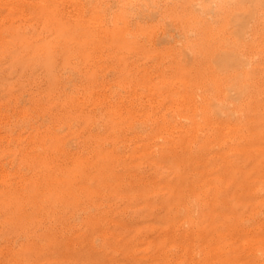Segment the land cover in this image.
Instances as JSON below:
<instances>
[{
    "label": "rangeland",
    "instance_id": "rangeland-1",
    "mask_svg": "<svg viewBox=\"0 0 264 264\" xmlns=\"http://www.w3.org/2000/svg\"><path fill=\"white\" fill-rule=\"evenodd\" d=\"M58 1V2H57ZM63 3H62V2ZM121 1V2H120ZM123 0H92L90 3H89V6H88V9L86 10V12H84V14L86 15L85 17H89L90 14L92 17L90 18H84L83 21H81V18L77 17L76 16V3L74 0H0V182H4L5 183V187L4 188V183H0V205L5 203L4 207L3 205L0 206V234L2 233H5V234H2L0 236V261H4L3 263L6 262V264H13V261L11 259H13V253L15 252V250L17 249V246L19 247V245L24 242L26 240L25 237H27V234L29 233V237H30V233H31V236L32 237H27L28 239L24 242L25 244H27L28 242L31 243L30 244H34L35 246L39 247L42 245V243L40 244L41 241V237L39 239V235L41 234V232L39 233L40 229H42L41 231L43 232L42 235H46V241L49 243H47V247H45L44 249H47L45 251V253L47 254H44L43 257L45 258V260H47V264H53V262L51 263V261H54L55 259V262L54 264H68V263H72V262H76V261H81L83 259V256H84V259L87 261L85 262V260H83L86 264H94L96 262H101V263H106V264H192L190 261H191V256H192V252H194L193 250H195L196 246L198 245L197 243H195L194 241L190 242V240H194V237H193V234L190 233V231L188 232L187 230L185 231V229H187L188 227V223L187 221L185 222V220L183 221V224H181V230L179 231H175L174 232V236L172 235L173 234V228L171 227H166L168 226V224L164 221H161L162 218V212H158L157 215L158 217L156 216H151L152 218H148V216H144L143 218V215L140 213L141 212V204L139 202V199H137L136 197L134 196H140V194H150L152 191H156L158 189H164L165 186L166 188H173V186L171 185H174V188L173 190H177V191H185L188 189V186L187 184L190 183V181L188 179H195L196 182H197V179L201 176H203V179H208L212 176H215L217 175V172L218 170L216 169V167L218 166V163L220 161H224L222 160L225 159V161L229 158H227L228 156H230L231 154V149H228V147H231L229 146L228 144H234V143H237V142H241L243 144L239 145V143L237 144V148H238V151L239 150H243L242 153L241 151H237L238 155H235L234 157L237 156V160L240 158V161H237V163H239V165L242 163L243 166H246L245 164H247L249 167H244L246 169H242L243 167H239L237 168L236 170L240 172H237L238 175H243V177H241V182H237L236 184V187L234 188H231V189H235L237 191H244L242 189H245V188H250V189H245L244 192L246 191H249V190H255V191H259L260 193L264 192V185L261 186V184H264V180L261 181V179H264V178H261L260 177H257L258 176V173L264 175V167H261V166H264V163H262V158H264V142L261 143V141H264L262 139H264V133H261L262 131H264V128H262L261 130V127H264V126H260L262 125L261 122L262 120L261 119H264V109H262V106H264V48H261L262 51L260 50L259 48V45H262V47H264V42L261 43V39L264 38V36H262V32H264V27H262V25H264V8L262 9H259L256 13V18L258 19H253L255 23H252V27H251V33L249 32V34L247 35V37L245 39H243L242 41H246L244 42L245 45H243L244 47H242V44L243 42L241 41L240 44H236V46L238 47V45H240V50H242L241 52H243L244 54L248 55V56H251L252 54V58H253V61H252V65H254L253 63H257L255 64V66H253L252 68V76L250 74V78L247 79L246 81H249L247 82V91H245L244 93V96L247 97L248 99H246L244 96V100L245 101H242V100L239 98V101L238 99L237 100H234L232 103H230V105L228 107L225 108V113L221 114V115H210L208 116L209 118L206 116V119L201 117V116H204L205 117V114H198L199 110L202 109L201 111H206V105L204 104V102L208 99H211L212 96L215 94L216 92V89L218 91H223L221 90V88L223 89L224 85H221V84H224V80L223 77L224 75L222 73L219 74L215 72L214 73H210L212 72L210 69L213 68V66H211L210 64H212V56L214 53L219 47L222 46L223 44V38H226L227 35L229 36V30L228 28L226 27L225 25V20L224 22L222 21V19H224V13L228 10V8H226L227 5H224V7L221 5L220 6V11L221 12V15L218 16V18L216 20H214V18H212L214 15H206V13H204L203 11H199L195 9L196 5H195V1L196 0H148L146 2V7L144 8V10H142L140 12V14L134 16V17H131L130 18H124L122 17V20L121 18L119 17V19L117 18V16H119L120 14L122 15V9L124 8L123 7V3L122 2ZM151 1V2H150ZM190 1L192 3H190ZM41 2H42V6H41ZM44 2V3H43ZM61 2V5L60 3ZM106 2V3H105ZM174 2V3H173ZM198 2H202L201 0H199ZM46 3H48L47 5L49 6L50 9H53V11H55V13L51 10L50 12H47L48 10L50 9H47L48 7L46 6ZM55 3V4H54ZM43 4H45L43 6ZM51 4V5H50ZM63 4V5H62ZM75 4V5H74ZM101 4H107V5H110L112 6L113 5V8L111 9V14H110V20H111V23H110V20L109 21H105V25L103 26L99 20L97 19L96 17V13L94 10L98 11L97 9H99L101 7ZM179 4V5H178ZM59 5V7H58ZM96 5V7H95ZM99 5V6H98ZM195 5V6H194ZM41 6V7H40ZM62 6H64L62 8ZM95 8V9H93ZM179 6V7H178ZM189 6H191L189 8ZM40 7V8H39ZM52 7V8H51ZM98 7V8H97ZM44 8V9H43ZM55 8V9H54ZM97 8V9H96ZM192 8V9H191ZM23 9V10H22ZM41 9V10H40ZM43 9V10H42ZM67 9V10H66ZM92 9V10H91ZM73 12H72V11ZM75 10V11H74ZM116 10V11H115ZM190 10V11H189ZM23 11V12H22ZM37 11L41 12V13H38ZM60 11V12H59ZM100 11V9H99ZM148 11V12H147ZM196 12L197 14L195 15V13L193 12ZM44 12V13H43ZM51 12H52V16H51ZM94 12V13H93ZM122 12V13H121ZM189 12V13H187ZM200 12V13H199ZM27 13V14H26ZM29 13L30 16L32 17L33 13H34V16H33V19L31 17H29ZM44 15H43V14ZM46 13V15H45ZM48 13V14H47ZM50 13V14H49ZM119 13V14H118ZM199 13V15H198ZM35 14H36V17H35ZM42 17H41V15ZM54 14H56V17L54 16ZM67 14V15H66ZM94 16H93V15ZM206 15V18H205V15ZM262 14V15H261ZM25 15V17H23ZM39 18H38V16ZM50 15V16H48ZM198 15V16H197ZM200 15H203V16H200ZM45 16V17H44ZM188 16V17H187ZM192 16L193 18L196 20L194 21V19H192ZM260 16V17H259ZM29 17V18H27ZM35 17V18H34ZM46 17H48V19H46ZM51 17V18H50ZM191 17V18H190ZM202 18L204 19L203 21H207L208 24H206L205 22L202 21V19H199V18ZM24 18H27V19H24ZM116 18L119 20H116ZM124 18V19H123ZM158 18V19H157ZM188 18V19H187ZM212 18V20H211ZM36 19V20H35ZM46 19V20H45ZM51 19V20H50ZM190 19V20H189ZM26 20V21H25ZM32 20H34L33 22L34 23H30L32 22ZM39 20V21H38ZM45 20V22H44ZM132 20V21H131ZM136 20V21H135ZM197 20H200L197 22ZM209 20V21H208ZM224 23L223 26L225 27V29H227V32H225L226 30L224 29V27L221 24V21ZM257 20V21H255ZM30 21V22H29ZM71 21V22H70ZM75 23H74V22ZM121 21V23H120ZM126 21L128 22V26L126 27L124 24L127 25ZM191 21V22H190ZM220 23L218 24L217 23ZM262 22V25H260V23ZM28 22V23H27ZM38 22V23H37ZM41 23V26H40V23ZM53 22V24H52ZM79 22H82L81 24L83 25L84 24V27H85V31L84 32H79L77 35H74V36H71L70 38L66 39V40H62L61 38V35H60V32L58 31V27L61 25H74V24H78ZM108 22L110 24H108ZM125 22V23H124ZM189 22V23H188ZM204 24L202 25L201 24ZM210 22V23H209ZM215 22V23H214ZM259 22V24H258ZM39 24V25H36V24ZM50 23V24H49ZM139 23V24H138ZM195 23V24H194ZM202 27H201V25ZM29 24V27L27 25ZM124 26H122V25ZM196 27H193L194 25ZM214 25V27L211 28V25ZM216 24V25H215ZM218 24V26H217ZM20 25V26H19ZM36 25V27H35ZM48 25V29H46V26ZM86 25V26H85ZM89 25V26H87ZM92 25L94 27H92ZM101 25V26H100ZM107 25V26H106ZM111 25V26H110ZM113 25L115 26L114 29L113 28ZM122 26L121 27V30L120 32H123V34L120 32H118V28L119 26ZM198 25V26H197ZM212 25V26H213ZM261 26V28H259V26ZM38 26V27H37ZM101 28H100V27ZM111 28H110V27ZM138 26V27H137ZM209 28H207V27ZM26 27V28H25ZM41 27V28H40ZM104 27L107 29L105 30L106 32H108V36H105L101 35V37H98L100 35H97V33L95 34H91L92 30H94V32H100V29H104ZM201 27V28H200ZM206 27V29H205ZM220 27L221 30L218 28ZM258 27V29H257ZM34 28V29H33ZM40 28V29H39ZM95 28V29H93ZM96 28L98 29L96 31ZM126 28V29H125ZM137 28V29H136ZM144 28V29H143ZM215 28V29H214ZM26 29V30H25ZM29 29V30H28ZM89 29V31H87ZM112 29V30H110ZM165 29V30H164ZM190 29H192L190 31ZM199 31H197V30ZM205 29V30H203ZM216 29H219L217 30V33L216 32H213L212 31H215ZM223 29H224V32H223ZM253 29V30H252ZM261 31H260V30ZM42 32H41V31ZM51 30V31H50ZM126 30V31H125ZM139 30V31H138ZM188 30V31H187ZM258 30V31H256ZM33 31V32H32ZM45 31V32H44ZM48 31V33H47ZM91 31V32H90ZM210 33L207 34V36L205 35L207 32ZM211 31V32H209ZM254 33H253V32ZM41 32V33H40ZM197 32L199 35H197ZM206 32V33H205ZM109 33H115L116 37H113L114 39H112L110 37V34ZM138 33V34H137ZM205 33V34H204ZM212 33V34H211ZM220 33V34H219ZM221 33H223V36L221 35ZM226 33V34H225ZM256 34H259L258 35V39H257V35ZM28 34V35H27ZM45 34V35H44ZM202 34V35H201ZM205 36H204V35ZM7 35V36H6ZM41 35V36H40ZM95 37H94V36ZM140 35V36H139ZM252 35V37H251ZM202 36V37H201ZM209 36V37H208ZM220 36H222V39L220 38ZM262 36V37H261ZM41 37V38H40ZM99 39H98V38ZM204 37V38H203ZM255 37V38H254ZM40 38V39H39ZM94 38V39H92ZM195 38V39H194ZM253 38L256 40L259 41V44L257 45L256 43H254L255 40H253ZM42 39V40H41ZM74 39V40H73ZM102 39V40H101ZM179 39L181 41H183L184 43L180 42ZM206 39V40H205ZM209 39V40H208ZM105 40V42H103ZM145 40V41H144ZM217 40V41H216ZM256 40V42L258 43V41ZM22 41V42H21ZM144 41V42H143ZM191 41V42H190ZM251 41V42H250ZM143 42V44H142ZM187 42V43H186ZM219 42V43H218ZM222 42V43H221ZM9 43V45H7ZM19 43V44H18ZM108 43V44H107ZM175 43V44H174ZM182 43V44H181ZM218 43V44H217ZM242 43V44H241ZM254 43V44H253ZM14 44V45H13ZM27 44V45H26ZM184 44V46H183ZM187 44V46H185ZM190 44H193L191 47ZM252 44V46H251ZM6 45V46H5ZM110 46V47H106V46ZM258 48H257V46ZM54 46V47H53ZM97 46V47H96ZM171 46V47H170ZM178 46V47H177ZM4 47V48H3ZM8 47V48H7ZM90 47V48H89ZM94 47V48H93ZM100 47V48H99ZM175 47V49H174ZM181 47V50L179 51ZM185 47V48H184ZM249 47L251 48L250 50L253 49H258L260 51H258L257 49L256 50H252V53L251 51L249 50ZM6 48V50H4ZM36 48V50H35ZM89 48V50L87 51L86 49ZM112 48V51L111 49ZM195 48V49H194ZM217 48V49H216ZM242 48H245V49H242ZM85 49V51H83ZM108 49V50H106ZM110 49V50H109ZM178 49V51H177ZM185 49H190L188 51V53L186 52L185 53ZM192 49V50H191ZM210 49V50H209ZM4 50V51H3ZM10 52H9V51ZM98 50V51H97ZM13 51V52H12ZM27 51V52H26ZM39 51V52H37ZM109 51H111L109 53ZM120 51V52H119ZM178 52V54H176V52ZM191 51V52H190ZM214 51V52H213ZM248 51V52H247ZM258 52V54L256 52ZM7 52V53H6ZM35 52L38 56H40L38 58L37 55H35ZM113 52V53H112ZM116 52L118 54H116ZM183 52V53H182ZM212 52V53H211ZM253 52H254V56L253 55ZM261 52V53H260ZM12 55H11V54ZM39 53V54H38ZM115 53V55H114ZM172 53V54H171ZM251 53V54H250ZM113 54V55H112ZM130 54V55H129ZM178 56V59L176 57V55ZM181 54V55H180ZM210 54V55H209ZM260 54V57H258ZM14 55V56H13ZM16 55V56H15ZM175 55V56H174ZM203 55V56H202ZM22 56V57H21ZM35 56V57H34ZM37 56V57H36ZM42 56V57H41ZM70 56V57H69ZM87 56V57H85ZM200 56V57H198ZM210 56V57H209ZM32 57V58H31ZM136 57V58H135ZM142 57V58H141ZM208 57V58H207ZM15 58V59H14ZM86 58V59H85ZM134 58V59H133ZM210 58V59H209ZM33 59V60H32ZM94 59V60H93ZM167 59V60H166ZM171 59V60H170ZM173 59V60H172ZM44 60V61H43ZM78 60V61H77ZM134 60L136 62H134ZM176 60V61H175ZM181 60V61H180ZM184 60V61H182ZM196 60V61H195ZM210 60V64H209V61ZM9 65H8V63ZM39 61H42V62H39ZM133 61V62H132ZM147 61V62H146ZM173 61V63H172ZM175 61V62H174ZM179 61H180V64H179ZM255 61V62H254ZM95 62V64H94ZM167 62V63H166ZM183 62V63H182ZM195 62V64H194ZM40 63V64H39ZM117 63V64H116ZM160 63V64H159ZM162 63V64H161ZM198 63V64H197ZM194 64V65H193ZM209 64V65H208ZM6 65V66H5ZM86 65V66H85ZM88 65V66H87ZM90 65V66H89ZM94 65V66H93ZM122 65V66H121ZM192 65V66H191ZM201 65V66H200ZM12 66V67H11ZM133 66V67H132ZM171 66V67H170ZM4 67V68H3ZM88 67V68H87ZM174 67V68H173ZM180 67V68H179ZM182 67H184L182 69ZM210 67V68H209ZM261 67V68H259ZM3 68V69H2ZM172 68V69H171ZM177 68V69H176ZM179 68V69H178ZM200 68V69H199ZM205 68V69H204ZM208 68V69H207ZM259 70H258V69ZM91 69V70H90ZM174 69V71L176 70V72L172 71ZM182 69V70H181ZM256 69V70H254ZM19 70V71H17ZM88 70V71H87ZM92 70L94 72H92ZM98 70V71H97ZM190 70V71H189ZM198 70V71H197ZM210 70V71H209ZM27 71V72H26ZM171 71V72H169ZM258 71V72H257ZM88 72V73H86ZM179 72L178 76H176V74ZM206 72V73H205ZM257 73V76L256 73ZM262 72V73H261ZM18 73V74H17ZM93 73V74H92ZM156 73V74H155ZM163 73H166V74H169L168 76L166 74H163ZM171 73H176L175 75L171 74ZM181 73L183 74L182 77L181 76ZM251 73V71H250ZM33 74V75H32ZM72 74V75H71ZM76 74V75H75ZM86 74V75H85ZM92 74V76H91ZM173 75V76H176L178 77L176 79V77H172L170 76ZM213 74V75H212ZM260 74V75H259ZM3 75V76H2ZM30 75V76H29ZM49 75V76H48ZM89 75V76H88ZM127 75H128V78H127ZM164 75V76H162ZM214 75H217L219 76V79L217 76H214ZM22 76V77H21ZM168 78H167V77ZM170 76V78H169ZM214 76V77H213ZM220 76H223L222 77V80H221V77ZM253 76H255V78H252ZM7 77V78H6ZM77 77V78H76ZM160 77H163L162 79H160ZM210 77V78H209ZM217 77V78H216ZM22 78V79H21ZM111 78V79H110ZM164 78H167V79H164ZM181 78V79H180ZM213 78V80H212ZM225 78V77H224ZM261 78V79H260ZM14 79V80H13ZM71 79V80H70ZM73 79V80H72ZM132 79V80H131ZM172 79L174 81H181L182 82V85L183 86H180L181 84L179 83H175L173 82V84H170V82L172 83ZM214 79H217L216 82H214ZM257 79V81L255 80ZM27 80V81H26ZM134 80V81H133ZM159 80V82H158ZM166 80V81H164ZM167 80H170V82H168ZM185 80H189L188 83H186ZM210 80L212 82H210ZM44 81V82H42ZM133 81V82H132ZM161 81V82H160ZM164 81V82H163ZM256 81V82H255ZM11 82V83H10ZM27 82V83H26ZM147 82V84H146ZM152 84H151V83ZM157 83V86H156V83ZM167 84V88L169 87H172L174 89V87H176L174 90H178L179 91V94H176L174 92H177V91H174L172 90L171 88H169L166 92H165V88H166V83ZM218 82L220 83L221 86H218ZM223 82V83H221ZM254 82L255 84L257 85V82H258V88L257 86L254 85ZM30 83V84H29ZM69 83V84H68ZM150 83V84H148ZM161 83V84H160ZM186 83V84H185ZM190 83V84H189ZM214 83V84H213ZM217 83V84H215ZM251 83V84H250ZM11 86H10V85ZM14 84V85H13ZM34 84V85H33ZM58 84V85H56ZM163 85V90L162 87L160 85ZM165 84V85H164ZM175 84V86H174ZM213 84V85H212ZM29 85V86H27ZM68 85V87H67ZM161 87H159V86ZM172 85V86H170ZM179 85V86H178ZM186 85V86H185ZM214 85L216 86L214 88V93H212V88L214 87ZM251 85L253 87H255V89L252 87V89L254 91L251 92L250 88H251ZM5 86V87H4ZM137 86V87H136ZM149 86V87H148ZM151 86V87H150ZM189 86V87H188ZM192 86V87H191ZM7 87V88H6ZM147 87V88H146ZM156 87V88H155ZM159 87V88H157ZM180 87V89H179ZM184 89H182V88ZM203 87V88H202ZM219 87V88H218ZM156 90H155V89ZM189 91H187L186 93L190 94L189 97L191 102H188L187 100V94H185V90L189 89ZM71 89V90H70ZM91 89V90H90ZM145 89V91H143ZM150 89V92L147 91ZM158 89H162L161 90H158ZM170 90V91H169ZM181 90H184L183 93L181 92ZM207 90V91H206ZM211 90V92H210ZM259 90V91H258ZM87 91V93H86ZM94 91V92H93ZM110 91V92H109ZM156 91V93H154ZM160 93H158V92ZM191 91V92H190ZM249 91V93H248ZM256 91V92H255ZM258 91V92H257ZM7 92V93H6ZM90 92V93H88ZM144 92V93H143ZM153 92V93H152ZM181 92V93H180ZM198 92V93H197ZM247 92V94H246ZM262 94H261V93ZM51 93V94H50ZM165 93V94H163ZM193 93L195 95H193ZM207 93V94H205ZM209 93V94H208ZM219 93V92H218ZM219 93V94H220ZM223 93V92H222ZM221 93V94H222ZM258 93V96L256 95ZM11 96H10V95ZM104 94V95H103ZM110 94V96H109ZM141 94V95H140ZM151 94L152 97L154 96H159V97H154L151 98ZM162 94V95H161ZM184 94V95H183ZM213 94V95H212ZM216 93V95H214L213 97H217V95L220 97L221 94L219 95ZM9 97H8V96ZM85 95V96H84ZM90 95V97H89ZM161 95V96H160ZM166 95V96H165ZM170 95V96H169ZM173 98H172V96ZM176 95V97H175ZM186 95V96H185ZM202 95H206L205 97L202 96ZM211 95V96H209ZM253 95V96H252ZM256 95V96H255ZM84 96V97H83ZM118 96V97H117ZM163 96L165 97L164 99H169V100H163ZM192 96H195L194 98L196 100H193L194 98ZM33 97V98H32ZM67 97V98H66ZM109 98V99H106ZM162 97V98H161ZM169 97V98H168ZM179 97V98H178ZM185 97V98H184ZM188 97V98H189ZM202 97V98H201ZM206 99L204 101V98ZM208 97V98H206ZM253 97V100L252 98ZM256 97V98H255ZM257 97H261V98H257ZM5 98H7L5 100ZM65 98V99H64ZM87 98V99H86ZM89 98V99H88ZM103 98V99H102ZM112 98V99H111ZM156 98V99H155ZM159 98V99H157ZM172 98V99H171ZM183 98V100L181 99ZM249 98L252 100V106L251 107V102L249 101ZM254 98H255V101H254ZM117 99V101H116ZM123 99V100H122ZM133 99V100H132ZM171 99V101H170ZM186 99V100H185ZM198 99V100H197ZM13 100V101H12ZM87 100V101H86ZM99 100V101H98ZM104 103H103V101ZM105 100L107 102H105ZM158 100V101H157ZM162 100V101H161ZM187 101L188 103H191L190 104V108H189V105L188 107H186L187 105V102L185 103L184 102ZM189 100V101H190ZM203 100V101H201ZM259 100V101H258ZM28 101V102H27ZM97 103H96V102ZM176 101V102H175ZM179 101V102H178ZM194 101V102H193ZM196 101V102H195ZM198 101H201L200 104H198ZM244 102V106L242 104V102ZM257 101V102H256ZM33 102V103H32ZM116 102V104L114 103ZM121 102V103H120ZM124 102V103H123ZM159 102V104H158ZM164 102H167L166 104H164ZM174 102V103H173ZM179 104H178V103ZM241 102V103H240ZM254 102V103H253ZM257 105L258 104H261V108L260 107H256V103ZM35 103V104H34ZM39 103V104H38ZM92 103V104H91ZM108 103V104H107ZM112 103V104H111ZM183 103L185 105H183ZM193 103V105H192ZM201 106L198 108V106ZM203 103V104H202ZM207 103V102H205ZM237 103V104H235ZM241 105H240V104ZM161 104H164V106H162ZM175 106H174V105ZM185 106L186 109L189 110L190 112H192V114L189 112L190 114V118L189 115H188V111L185 109V107H181V109L179 108L181 105ZM232 104V105H231ZM248 108L250 109H246V112L245 113V118L243 117V112H241V109H242V106L243 108L245 107L246 108V105ZM250 104V105H249ZM35 105V106H34ZM49 105V106H48ZM91 105V106H90ZM110 105V106H109ZM118 105V106H117ZM121 105V106H119ZM130 105V106H129ZM161 107H160V106ZM168 105V106H166ZM174 108H172L173 106ZM179 105V106H178ZM204 107H203V106ZM238 106L239 105L241 107H239V110L240 111H237L235 112V109H238L237 107L234 108V106ZM3 106H6V107H3ZM143 106V107H142ZM234 108V110L231 108ZM10 107V108H9ZM112 107V108H111ZM116 107V108H115ZM120 107V108H118ZM129 107V108H128ZM164 107V108H162ZM196 108V111L198 113H196L195 111V108ZM256 107V108H255ZM30 108V109H29ZM169 108L171 109V111L169 110ZM184 108V109H182ZM199 110H198V109ZM205 108V109H204ZM244 108V110H245ZM254 108V109H252ZM262 110H260V109ZM14 109V110H13ZM53 109V110H52ZM105 109H107V111H105ZM139 109V110H138ZM163 112H161L162 110ZM173 109V110H172ZM180 110L181 113H179L178 110ZM204 109V110H203ZM257 110L255 111V114L252 115L253 118L256 119V116H257V119H253V118H249L248 115H246V113L250 114V117H251V114L253 113H250V112H254V110ZM160 110V111H159ZM177 110V111H176ZM186 110V111H185ZM193 110H194V115H193ZM232 110V111H231ZM243 110V109H242ZM243 110V111H244ZM259 110L262 112V115L259 113ZM11 111V113H9ZM52 111V112H51ZM77 111V112H76ZM82 111V112H81ZM90 111V113H89ZM114 111V112H112ZM140 114H142L141 116H144V119L142 117H140L139 115V112ZM143 111V112H141ZM145 111V113H144ZM149 111V112H148ZM151 111H154L153 113ZM158 113H157V112ZM166 111V113H165ZM170 111V112H169ZM184 111V113H183ZM7 112V113H6ZM29 112V113H28ZM79 112V113H78ZM107 112V113H106ZM118 112V114H117ZM147 112V113H146ZM159 112H161L159 114ZM169 112V113H168ZM173 113L174 115L171 114V116L174 117V120L172 121L173 117L170 116V113ZM241 112V113H240ZM71 113V114H70ZM81 113V114H80ZM95 113V115H94ZM97 113V114H96ZM104 113V114H102ZM106 113V115H105ZM120 113V114H119ZM125 113V116H123V114ZM135 115H134V114ZM137 113V114H136ZM144 113V115H143ZM152 113V114H151ZM157 113V114H156ZM188 116H186L187 118H190L189 121L190 123L192 121H195V119H197L194 123V125L191 123H188V119L186 117L183 118V116H185L186 114ZM201 113V112H200ZM260 116H258V114ZM26 114V115H25ZM85 114V116H83ZM88 114V115H87ZM91 114V115H90ZM122 114V115H121ZM146 114H148L146 116ZM151 114V115H150ZM154 114V115H153ZM158 114L160 116H158ZM162 114V115H161ZM167 114V116H166ZM169 114V115H168ZM185 114V115H184ZM200 115L199 117H197L198 115ZM238 114H241V115H238ZM257 114V115H256ZM94 115V116H93ZM105 115V116H104ZM109 115V116H108ZM118 115V116H117ZM121 115V116H120ZM157 115V116H156ZM177 115V116H175ZM182 117H181V116ZM227 115L228 116V120H222V119H225V117L227 118ZM88 116V117H87ZM91 116V118H90ZM104 116V117H103ZM115 116V117H113ZM137 116V118L135 117ZM139 116V118H138ZM146 116V117H145ZM149 116L154 119H149ZM179 116V117H178ZM222 116H225L222 118ZM239 116V117H238ZM35 119H34V118ZM48 117V118H47ZM76 117V118H75ZM81 117V119H80ZM124 117V118H123ZM135 117V118H134ZM160 117V119H159ZM163 117H167L168 119H165V121L163 120L164 118ZM180 118V121H178ZM218 121H220L218 123V121L216 120V118ZM219 117V118H218ZM220 117L222 119H220ZM248 117L251 121V124L248 120H246ZM72 118V119H71ZM79 120H78V119ZM95 118V120H94ZM145 118H148V119H145ZM202 118L204 119V121L201 122ZM244 118L245 121H241V119ZM74 119V120H73ZM112 120L113 122V129L112 131H106V127L105 126V120ZM137 119V120H136ZM144 121H143V120ZM185 121H184V120ZM236 119V120H235ZM103 120V121H102ZM153 120V121H152ZM167 120H170L167 122ZM177 120V121H175ZM192 120V121H191ZM234 120V123H242L241 124H237V126L240 128H238L237 126H234L232 125V121ZM255 120V121H254ZM49 121V122H48ZM53 121V122H52ZM101 121L103 123H101ZM159 121V122H158ZM164 121V122H163ZM171 121L173 123H171ZM186 121H188L186 123ZM210 121H211V124H210ZM246 121H248V125L246 126L247 130H249L248 128L253 129L251 130V132L254 134H256L259 138H257L256 140L258 141H255L254 137L252 136L251 137V132L247 131V130H243L245 129V126L244 124L246 123ZM254 121V122H253ZM258 121V122H256ZM32 122V123H31ZM39 122V123H38ZM63 122V123H62ZM87 122V123H86ZM99 122V123H98ZM157 123V126H154L156 123ZM161 122V123H160ZM175 122V123H174ZM180 122V124H178ZM201 122V124H200ZM231 122V124H230ZM76 123V124H75ZM85 123V124H84ZM95 123V124H94ZM117 123V124H116ZM154 123V124H152ZM159 123L161 125H159ZM165 123H169V124H172L170 126H167V124ZM183 123V124H182ZM185 123V124H184ZM205 123L206 126H205ZM253 123V124H252ZM254 123L256 124L254 126ZM264 123V122H262ZM90 124V125H89ZM104 124V125H102ZM120 124V125H119ZM164 124V125H163ZM176 126H175V125ZM187 124V125H186ZM198 124V125H197ZM207 128L209 127L210 130L213 132L212 135H215L211 137L209 136V134H211L212 132L209 131L210 133L206 132L207 129L209 130V128L205 130V128L202 126ZM250 124V126H249ZM260 124V125H259ZM28 125V126H27ZM81 125V126H80ZM155 128V130H158L157 133H155L156 131L155 130H150L153 126ZM179 125H180V128H179ZM183 125V126H182ZM185 125L188 127L186 128ZM197 127L200 125V128ZM209 125V126H208ZM212 125V126H211ZM220 125V126H219ZM231 125V126H230ZM39 126V127H38ZM80 126V127H79ZM99 126V127H98ZM167 126V128H166ZM195 126V127H194ZM242 126V127H241ZM32 127V128H30ZM55 127V128H54ZM102 127V128H101ZM119 127V128H118ZM170 127V129H169ZM176 127V128H175ZM182 127V128H181ZM186 129H184V128ZM253 127V128H252ZM52 130H51V129ZM127 128V129H126ZM152 128V129H154ZM158 128V129H157ZM162 130H161V129ZM165 128V129H164ZM201 128L203 130H201ZM213 128H215L214 130H212ZM219 128V129H218ZM237 128L239 130H237L238 134L240 132H243V134L241 135H238L237 132L235 131ZM243 128V129H242ZM17 129V130H16ZM50 129V130H49ZM56 129V130H55ZM76 129V130H75ZM103 129V130H101ZM106 129V130H105ZM172 129V130H171ZM174 129V131H173ZM193 129V130H192ZM194 129L196 131H194ZM229 129H235L234 131L236 132V134H234V131L233 130H229ZM241 129V130H240ZM44 130H47V131H44ZM49 130V131H48ZM72 130V131H71ZM80 130V132H79ZM91 130V131H90ZM98 130V131H97ZM129 130V131H128ZM133 130V131H132ZM168 130V131H167ZM181 130V133L178 132V131ZM218 130V131H217ZM222 130V131H221ZM41 133H40V132ZM43 131V132H42ZM59 134L60 135V142H57V140L55 141L54 140V133L50 135V133L52 132ZM84 131V132H83ZM115 131V132H114ZM119 131V132H118ZM131 131L134 133L132 134ZM155 131V132H154ZM160 131V132H159ZM166 131V132H165ZM224 131V133H223ZM35 132H38V133H35ZM60 132V133H58ZM99 132V133H98ZM117 132V133H116ZM138 132V133H137ZM145 132H147V137L144 135ZM151 132L153 136H148V134H150ZM159 132V134H158ZM176 132V134L174 135V133ZM232 134H231V133ZM245 132V134H244ZM250 134H249V133ZM27 133V134H26ZM31 133V134H30ZM36 134H38V136L34 137ZM91 133V134H89ZM102 133V134H101ZM118 133H120L118 135ZM143 134V135H140V134ZM155 133V135H154ZM199 133V134H198ZM205 136H203L202 134ZM217 133V134H216ZM220 133V134H219ZM226 133H228L226 135ZM2 134V135H1ZM30 134V135H29ZM43 136H41V135ZM73 134V135H72ZM125 134V135H124ZM173 134V135H171ZM197 134V135H196ZM231 134V135H230ZM253 134V135H254ZM4 135V136H3ZM6 135V136H5ZM46 135H50L51 137L49 138H52L51 139H47L45 138L44 136ZM75 135H79L77 137H75ZM129 135V136H128ZM166 135V136H165ZM179 135V138L177 137ZM185 135V136H184ZM187 135V136H186ZM196 135V137L194 136ZM233 135V136H232ZM237 135V136H236ZM246 136V138H243L244 136ZM250 135V136H249ZM256 135H255V138H256ZM81 136V137H80ZM128 136V137H126ZM142 136L144 138H142ZM168 136V137H167ZM183 136V137H182ZM189 136V137H188ZM203 136V137H201ZM232 136V137H231ZM239 136V137H238ZM242 136V138H241ZM30 137V138H29ZM38 137H39V141L42 143L39 144V141H38ZM42 137V138H40ZM44 137V139H43ZM94 137V138H93ZM132 137V138H131ZM140 137V138H139ZM151 137V139H150ZM152 137H156L155 139L158 138V140H155L154 138L152 139ZM170 137V138H169ZM173 137V139H172ZM195 137V139H194ZM198 137V138H197ZM201 137V138H200ZM208 137L209 138V141H208ZM212 137H214L215 139H213ZM250 138L249 140H246V141H249L248 143L244 142L245 139L247 138ZM16 138V139H15ZM79 138V139H78ZM81 138V139H80ZM125 138V139H124ZM127 138V139H126ZM134 138V139H133ZM165 138V140L163 139ZM183 138V140H182ZM199 138L201 140H199ZM207 138V139H206ZM228 138V140H227ZM238 138V139H237ZM239 138H240V141H239ZM3 139V140H2ZM34 139V142L31 140ZM42 139V140H41ZM77 139V140H76ZM134 141H133V140ZM136 139V140H135ZM142 139V140H141ZM145 139V140H143ZM147 139V140H146ZM161 139L165 142V144H163L164 142L161 141ZM171 139V140H170ZM179 139H181L184 143L181 142H178ZM186 139V140H185ZM190 139V140H189ZM196 139L198 141H196ZM207 141H205V140ZM214 140H217L218 142L216 143L215 142H212ZM225 139V140H224ZM237 139V140H236ZM244 139V141H243ZM259 139H261V141H259ZM15 140V141H14ZM25 140V141H24ZM30 140V141H29ZM83 140V141H82ZM118 140V141H117ZM124 140V141H123ZM127 140V141H125ZM131 140V141H130ZM140 143H139V141ZM155 143H153L154 141ZM168 140V142H167ZM193 140V142H191ZM203 140V141H202ZM227 140V141H226ZM231 140V141H230ZM9 141V142H8ZM38 143H37V142ZM52 141V142H51ZM63 141V142H61ZM79 141V142H78ZM87 141V142H86ZM107 141V142H106ZM142 141L144 142V144L142 143ZM148 143H147V142ZM152 141V142H151ZM158 144H157V142ZM160 141V142H159ZM172 141V142H170ZM174 141V142H173ZM176 141V143H175ZM186 141V142H185ZM195 141V142H194ZM199 141H202L201 142V145L199 143ZM220 141V142H219ZM227 142V143H224V142ZM230 143H229V142ZM234 141V143L232 142ZM237 141V142H236ZM50 142V143H49ZM78 142V143H76ZM101 142V143H100ZM129 146H128V144ZM133 142V144H132ZM135 142V143H134ZM137 142V143H136ZM150 142V143H149ZM180 144V147H182L181 149H183L185 152L187 151V153H184L183 150L180 149V147L177 145L175 146L177 152H173V151H176L174 149V146L171 145V144ZM210 142V143H208ZM232 142V143H231ZM260 142V143H259ZM29 143V144H28ZM49 143V144H48ZM100 143V144H99ZM125 143V145H124ZM147 143V144H146ZM169 143V146H167ZM190 143L192 145V143H194L191 147L190 146ZM197 143L202 146L199 147L202 149L199 148V151L197 149ZM205 143V144H203ZM215 143V144H214ZM222 143V144H220ZM34 144V145H32ZM47 144V145H46ZM60 144V146H59ZM82 144V145H81ZM134 144H136L135 146H133ZM137 144H141V146L137 145ZM152 144V145H150ZM157 144V145H155ZM161 144V145H160ZM196 144V145H195ZM207 144L209 146H207ZM228 146H227V145ZM16 145V146H15ZM26 145V147H25ZM29 147H28V146ZM35 145H38L37 147ZM52 145V146H51ZM55 145V146H54ZM63 145V146H61ZM91 145V146H90ZM94 145V146H93ZM97 145L101 146L103 149H108V150H111L113 151V153L115 154L116 156V159L113 160L111 163H109V165H107L106 169L105 168H102V172L99 171V175L98 176H102L104 179H102V177L100 179V181L107 183L109 181H111L110 179V176H112V180L113 182H110V185L113 189V194L114 196L116 197V200L114 199L115 197L112 196L110 198H101V196L99 197V195H101L102 191L100 190L99 186H97V182L96 180H94V182H92V184L94 185V190H95V193H94V190L92 192V194H90L89 192H87V188L84 186V184L82 183L81 179L80 178H74L72 179L70 182H71V185H70V182H68L65 186V188L63 189V197H62V194L60 195L61 197H57L59 198V200H54V201H50L49 198H46L45 196V199L44 197L41 195V191L49 185V184H53L55 181V177L58 176V173L62 170H65V168L67 169L68 167H71L74 162L80 158V160H84V155L86 156L87 154L91 155L92 152L91 150L92 149H96L97 148ZM109 145V146H108ZM147 145V146H146ZM155 145L156 146H163L162 151L159 147H157V149L155 147H153ZM166 145V146H165ZM185 145V147H184ZM195 145V146H194ZM214 146V149L213 147H210V146ZM224 145V146H222ZM32 146V147H31ZM49 146V147H48ZM57 146V147H56ZM117 146V147H115ZM129 148H128V147ZM137 146V147H136ZM150 146V148H149ZM194 146V147H193ZM207 146V147H206ZM23 147H25L23 149ZM28 147V148H27ZM43 147H47V148H43ZM53 147V148H52ZM61 147V148H60ZM139 147V148H138ZM145 147H148V148H145ZM169 147V149H168ZM187 147V148H186ZM195 147H196V151H195ZM206 147V149L204 148ZM227 147V148H226ZM247 147V148H246ZM262 149H261V148ZM17 148V151L15 150ZM19 148V149H18ZM27 148V149H26ZM31 148V149H30ZM52 148V149H51ZM92 148V149H91ZM112 148V149H111ZM133 148V149H131ZM155 148V150H152V149ZM190 148V149H189ZM204 148V149H203ZM209 148V149H208ZM217 148V149H216ZM219 148V149H218ZM47 149V150H45ZM50 149V151H49ZM129 149V150H127ZM131 149V151H130ZM139 149V150H138ZM140 149L141 150V154H134L133 155V152L135 153H139L140 152ZM149 150V151H146ZM158 149H159V152H158ZM163 149H165L164 151L169 154H166ZM193 153H192V151ZM212 149V150H211ZM216 149V150H215ZM250 149V150H249ZM35 150V151H34ZM37 150V152H36ZM43 150V151H42ZM81 150V151H80ZM120 150V151H119ZM173 150V151H171ZM190 150V151H189ZM208 154H206V152ZM210 150V151H209ZM214 150V151H213ZM218 150V151H217ZM229 150V152H228ZM252 150V151H251ZM32 151V152H30ZM85 151V152H84ZM123 151V152H122ZM145 151V152H143ZM155 151V152H154ZM157 151V153H156ZM170 151V152H169ZM183 151V152H182ZM198 153V157L200 156V159L197 158L195 152ZM198 151V152H197ZM204 151V152H202ZM210 153H209V152ZM212 151V152H211ZM217 151V152H216ZM17 152V153H16ZM25 152V153H24ZM43 152V153H42ZM47 152V153H46ZM67 152V153H66ZM122 152V153H120ZM125 152V153H124ZM128 152V154H127ZM153 152L154 154L152 155ZM163 154H162V153ZM191 152V153H189ZM260 152V153H258ZM23 153V154H22ZM46 153V154H44ZM84 153V154H82ZM87 153V154H86ZM124 153V154H123ZM131 153V154H130ZM150 153V154H149ZM156 153V154H155ZM176 153V155L174 154ZM218 153V155L216 154ZM221 153V154H219ZM229 153V154H227ZM254 153V154H253ZM14 154V155H13ZM33 154V155H32ZM41 154V155H40ZM123 154V155H122ZM126 154H127V157H132L134 158V156L136 157V155H138V158H135L137 160H133L131 161L130 158H127L126 157ZM157 154H158V159H157ZM160 154V155H159ZM172 154V155H171ZM174 154V155H173ZM178 154V156H177ZM192 154V155H191ZM199 154H202V155H199ZM206 154V155H205ZM215 154V156H214ZM260 154V155H259ZM80 157H79V156ZM125 155V156H124ZM132 155V156H130ZM167 155V156H166ZM169 155V156H168ZM186 155V156H185ZM190 155H191V158H190ZM194 155V156H193ZM218 157H217V156ZM228 155V156H227ZM30 156V157H29ZM40 158H39V157ZM49 156V157H48ZM93 156V155H92ZM92 156H88V158H92ZM155 156V157H153ZM163 156V157H162ZM166 158H165V157ZM171 156L173 158H171ZM177 156V158L175 157ZM213 156V158L211 157ZM224 156H227L226 158H224ZM242 156V157H241ZM246 156L245 158V161H242V158ZM252 156V157H251ZM255 156V157H254ZM23 157V158H22ZM32 157L33 160H32ZM38 157V158H37ZM125 157V158H124ZM169 157V158H167ZM183 158L180 160V158ZM199 159V160H195L196 158ZM202 157H205V159ZM217 159H216V158ZM220 157V158H219ZM239 157V158H238ZM46 158V159H45ZM75 158V159H74ZM77 158V159H76ZM120 158H122L120 160ZM140 158V160H138ZM142 158V159H141ZM176 158V159H175ZM209 158V159H207ZM249 158V160H248ZM39 159V163H35L34 160H37ZM63 159V160H62ZM74 159V160H73ZM124 159V161H123ZM153 159V160H152ZM154 159H157L154 160ZM166 159V160H165ZM169 162H168V160ZM178 159V160H177ZM212 159H215L216 161L212 160ZM220 159V160H219ZM244 159V158H243ZM251 159V161H250ZM19 160V162H18ZM42 160V161H41ZM48 160V161H47ZM120 160V162H119ZM164 162L163 164L161 163V161ZM164 160V161H163ZM172 160V161H171ZM173 160L175 162H173ZM180 160V161H179ZM193 160V161H192ZM195 160V161H194ZM219 160V161H218ZM47 161L48 164H46L45 162ZM122 161V162H121ZM142 161V162H140ZM159 161L161 164H159ZM29 162V163H28ZM32 162H33V166L32 167ZM37 162V161H36ZM52 162H55V163H52ZM128 162V163H127ZM173 162V163H172ZM197 163L198 167L201 166L200 168V171L198 170L197 168V165H195V163ZM218 162V163H217ZM246 162V163H245ZM260 163V168L259 167H256L255 165L258 166V164ZM27 163L29 165H27ZM41 163H43V165H41ZM52 163V164H51ZM60 163V164H59ZM126 163V164H124ZM166 163V164H165ZM175 163V164H174ZM177 163V165H176ZM183 165H182V164ZM189 163V165L187 164ZM201 163V164H200ZM212 165H209V164ZM216 165H213L215 164ZM221 163V162H220ZM249 163V164H248ZM256 163V164H255ZM12 164V165H11ZM17 164V165H16ZM35 164V165H34ZM36 164L38 166H36ZM46 164V165H44ZM65 164V165H64ZM84 161H83V165H84ZM143 164V165H141ZM146 164V165H145ZM148 164V165H147ZM165 164V165H164ZM186 164V165H185ZM191 164V166H190ZM252 164H254V166H252ZM31 165V166H30ZM49 165V166H48ZM57 165V166H56ZM119 165V166H118ZM145 165V167H144ZM154 165H157V168L154 167ZM163 165V166H166V167H159V166ZM182 165V166H181ZM187 165H188V168H190V170L187 168ZM203 165H206L208 167H202ZM36 166V167H35ZM40 166V167H39ZM48 166V167H47ZM88 167V165H85L84 167ZM137 166L139 167V171L137 169ZM141 166V167H140ZM150 166V167H149ZM186 166V168H185ZM216 166V167H214ZM242 166V165H240ZM5 167V168H3ZM38 167V169H37ZM42 167H46L45 169L42 168ZM54 167V168H53ZM121 167V168H119ZM144 167V168H142ZM169 167V168H168ZM174 167V168H173ZM179 167V168H178ZM254 167L255 169L257 168V171H259L260 169V172H256V170H254ZM26 168V169H25ZM34 168H35V171H34ZM52 169L51 173L49 174L48 172L49 169ZM126 168V169H124ZM132 168V169H130ZM148 168V169H147ZM151 168V169H150ZM154 168V169H152ZM165 168V169H164ZM173 168V169H172ZM205 168V169H203ZM208 168V169H206ZM210 168L212 170H215L216 172L210 170ZM241 168V169H240ZM3 169V170H2ZM32 169V170H31ZM40 169V170H39ZM43 169V171L41 170ZM48 169V171L46 172V170ZM55 169V170H54ZM60 169V171H59ZM105 169V170H103ZM114 169V170H113ZM136 171H135V170ZM141 169L144 171L141 172ZM150 169V170H149ZM155 169H157L155 171ZM172 171V174L170 171ZM181 171H180V170ZM195 169V170H194ZM203 169V170H202ZM259 169V170H258ZM5 170V171H4ZM6 170H9L8 174H7V171ZM57 170V171H56ZM130 170V171H129ZM132 170V171H131ZM146 170V171H145ZM153 170L155 171V173L153 172ZM166 170V171H165ZM189 170V171H188ZM203 171V174L202 171ZM205 170V171H204ZM250 170V171H249ZM254 170V172H256L257 174L256 175H252V171ZM124 171V172H123ZM135 171V172H134ZM149 171H152L151 173ZM176 171V172H175ZM183 171V172H182ZM187 171V173H186ZM191 171V172H190ZM199 171V172H198ZM242 171H244L245 173L249 174V175H246L244 172L242 173ZM2 172H5L2 173ZM17 172H19L17 174ZM40 174H38V173ZM47 175H45L46 173ZM164 174V176L161 178V177H158V175L160 176L161 173ZM178 172V173H177ZM193 172V174H192ZM205 172H206V175H205ZM227 174V176L225 177L226 179H228L230 177L231 174H236V173H232V171H228L226 170L225 171ZM224 172V173H225ZM262 172V173H261ZM24 175H23V174ZM44 173V174H43ZM126 173V174H125ZM130 173V174H129ZM177 173V174H175ZM212 173V174H211ZM216 173V174H215ZM223 173V174H224ZM55 174V175H54ZM61 174V173H60ZM166 174V176H165ZM255 174V173H253ZM10 175V176H9ZM40 175V176H39ZM45 175L46 177H43ZM106 175V176H105ZM145 175V176H144ZM147 175V176H146ZM169 175V177L167 176ZM174 175V176H172ZM194 175V177L192 176ZM198 175V176H197ZM210 175V176H209ZM246 175V176H245ZM261 175V176H262ZM6 177V180L7 178H9V180H7V183H6V180L5 178L3 179L2 178ZM16 176V177H15ZM36 176V177H35ZM55 176V177H54ZM152 176V178H151ZM157 176V177H156ZM162 176V175H161ZM174 177L173 178H171ZM188 176V177H187ZM192 176V178H191ZM225 176V174H224ZM250 176H256V177H250ZM39 177V178H38ZM55 178L54 180L50 178ZM130 177V178H128ZM144 177V178H143ZM156 177V178H155ZM176 177V179H175ZM183 177V178H182ZM250 177L251 179L252 178H255L253 181L251 179H248ZM26 178V179H25ZM29 178V179H28ZM49 178V179H48ZM109 178V179H108ZM133 179L132 181L129 180L128 182V179ZM148 178V179H146ZM160 178H161V181H160ZM166 178V181L165 179ZM168 178V179H167ZM178 178V179H177ZM246 178L247 181L243 182V179ZM259 178V179H258ZM31 179V180H30ZM41 179V180H40ZM102 179V180H101ZM108 179V180H107ZM125 179V180H124ZM138 179V180H137ZM146 180V181H143V180ZM170 179V180H169ZM180 179V180H179ZM182 179V180H181ZM183 179L186 181H184L183 183H181L183 181ZM187 179V180H186ZM198 179V180H199ZM202 179V177H201ZM5 180V181H4ZM24 180V181H23ZM29 180V181H28ZM43 180V181H42ZM140 180V181H139ZM154 180V182L152 181ZM164 180V181H163ZM177 180V181H176ZM194 180V181H195ZM251 180V181H249ZM17 181V182H16ZM31 181V187L28 185V183ZM46 181V182H45ZM125 181V182H124ZM131 181V182H130ZM152 181V182H151ZM169 182V185L167 184ZM173 181V182H172ZM176 181V182H175ZM179 181H181L179 183ZM261 181V182H260ZM16 182V183H15ZM27 185H26V183ZM36 182V183H35ZM43 182V183H41ZM73 182V183H72ZM165 182V183H163ZM192 183L190 184H194L195 182H193L191 180ZM247 182H251V186H252V183L254 184V187L257 186L255 185L258 184V187L252 189V187H250V184H248ZM259 182H260V186L262 188H260L259 186ZM23 183V184H22ZM25 183V184H24ZM44 183H47V185H45ZM126 183V184H125ZM152 183V184H151ZM161 185H159V184ZM185 183V184H184ZM238 183L240 184V186L243 184L244 186H242L241 188H237V185ZM247 183V184H246ZM37 184V185H36ZM41 184V185H40ZM74 184V185H73ZM103 184V183H102ZM128 184V185H127ZM189 184V185H190ZM196 184V183H195ZM24 185V186H23ZM29 188V189H27ZM152 185V186H151ZM154 185V186H153ZM156 185V187H155ZM159 185V186H157ZM182 185V186H181ZM246 185L248 187H246ZM81 186V188L79 187ZM167 186H170V187H167ZM3 187V188H2ZM25 187V188H23ZM45 188L46 190L48 189ZM52 187V186H51ZM80 188V191H79V188ZM159 187V188H158ZM161 187V188H160ZM177 187V188H176ZM239 187V185H238ZM2 188V189H1ZM39 188V189H38ZM43 188V189H42ZM154 188V189H152ZM156 188V189H155ZM158 188V189H157ZM165 188V189H166ZM186 188V189H185ZM237 188V189H236ZM25 189V191H24ZM27 189V190H26ZM66 189V190H65ZM84 192H83V190ZM151 189V190H149ZM6 190V191H5ZM29 190V191H28ZM40 190V191H39ZM151 191V192H147V191ZM28 191V192H27ZM65 191V192H64ZM69 191V192H68ZM75 191V192H74ZM8 192V193H7ZM24 192V193H23ZM87 192V193H86ZM65 193V194H64ZM68 193V194H67ZM76 193V194H75ZM86 193V194H85ZM90 195H89V194ZM40 194V195H39ZM112 194V193H111ZM32 195V196H31ZM65 195V197H64ZM67 195V196H66ZM80 195V196H78ZM93 195V197L91 196ZM97 195V196H96ZM131 195V196H130ZM2 196V197H1ZM52 196V195H50ZM84 196V197H83ZM119 196V197H118ZM151 196V195H149ZM6 197V198H5ZM81 197H83L81 199ZM86 197V198H85ZM96 197V199H95ZM105 197V196H104ZM108 197V196H106ZM117 197L119 198L117 200ZM121 197V198H120ZM124 197V198H123ZM126 197V198H125ZM136 199H134V198ZM64 200H63V199ZM67 200H66V199ZM124 200H123V199ZM27 199V202H25L24 200ZM31 199V200H29ZM38 199V200H37ZM41 199V200H40ZM48 199V200H46ZM70 202H69V200ZM74 199L76 200V202L74 201ZM99 199V200H98ZM101 199V200H100ZM104 202H103V200ZM112 201V205H111V201ZM122 201H121V200ZM133 199V201L131 200ZM11 200V201H10ZM18 201V204H15L16 201ZM33 200V201H32ZM37 200V201H35ZM40 200V201H39ZM46 200V202L49 204L48 205V208L52 211L49 212V209L46 208V202L44 201ZM61 200V201H60ZM106 200V201H105ZM13 201V202H12ZM21 203H20V202ZM31 201V202H29ZM43 201V204H41ZM79 201V202H78ZM81 201V202H80ZM83 201V202H82ZM115 201L116 202H123L120 204L119 202V207H118V203H116L117 205H115V203L113 202ZM137 201V202H136ZM34 202V203H33ZM65 202H68V205L67 206V203ZM75 202V203H74ZM132 202L133 204L135 205H132ZM10 203V204H9ZM23 203V205H22ZM36 203V204H35ZM57 203H60L58 206ZM62 203V204H61ZM84 203V205H83ZM57 204V205H56ZM65 204V205H64ZM73 204V205H72ZM81 204V205H79ZM87 204V205H86ZM89 204V205H88ZM104 204V205H102ZM117 207H113L114 205ZM130 204V205H129ZM12 205L14 206V208L12 207ZM38 205L40 206L39 208ZM44 205H45V208H44ZM94 206V207H90V206ZM110 205V206H109ZM139 205V206H138ZM19 206V207H17ZM22 206V207H21ZM32 206V207H31ZM43 206V207H42ZM75 206V207H74ZM87 206V207H86ZM98 206L100 209H98ZM108 206V207H106ZM112 206V207H111ZM133 207V209L131 210V208ZM139 210H138V208ZM1 207L3 209H1ZM16 207V208H15ZM27 207V208H26ZM30 207V208H28ZM37 209H42L44 208V210L42 211V213L37 210ZM58 209V212H57V208ZM66 207V208H65ZM70 210H69V208ZM130 207V208H129ZM5 208V210H4ZM25 208V210H24ZM31 208H35L33 211L31 210ZM72 208L76 209V210H73ZM85 208V209H84ZM95 208V209H93ZM108 208H111L110 210H108ZM129 208V209H128ZM136 208V209H135ZM10 209H14V210H10ZM19 209V210H18ZM27 209V210H26ZM29 209V211H28ZM98 209V210H97ZM104 211H103V210ZM114 209V210H113ZM126 209V210H125ZM10 210V211H9ZM20 212L19 214L22 216L20 217V215L18 214V212ZM35 210L37 211V213H31V212H35ZM48 210V211H47ZM70 213H68L69 211ZM94 210V211H93ZM96 210V211H95ZM106 210V211H105ZM120 211V213L118 211ZM131 210V213L130 211ZM139 212H138V211ZM3 211V212H2ZM14 211L16 212L15 216H14ZM47 211V212H46ZM62 211H64V213H62ZM89 211V212H88ZM93 211V212H92ZM99 211V212H98ZM101 211V212H100ZM125 211V212H124ZM129 211V212H128ZM137 211V212H136ZM183 211V212H181ZM13 212V213H12ZM39 212V213H38ZM44 212V213H43ZM75 212V213H74ZM87 212H88V215H87ZM133 212H136L138 213L139 215L141 214L142 216L141 219L140 217L138 216V214L136 213H133ZM264 209H262V211H257L254 215H250L249 216H246V217H249L250 220L248 219L246 221L247 218H245V221H244V227H232L234 228V230L232 228H230V231L231 232V236L228 235L230 238H229V242L231 244V254H233L234 256V259L237 261V263L235 264H251L249 261V263H247V259H249L250 255L251 257L254 255H259L260 258H264V256H262L261 254L264 253V252H257V249L259 246L260 248L264 247V222H261L262 220H259V218L262 216L264 217ZM46 213H48L46 215ZM67 213V215H65ZM106 213V214H105ZM108 213V214H107ZM112 213H118L115 217L112 216L113 214ZM123 215H122V214ZM18 214V215H17ZM25 214V215H24ZM33 214V215H32ZM43 214V215H42ZM65 217H64V215ZM94 217H92L93 215ZM96 214L100 215V216H96ZM103 214V215H102ZM110 214V215H109ZM120 214V215H119ZM128 214V215H127ZM136 214V215H134ZM183 214V215H182ZM13 215V216H11ZM42 215V216H41ZM49 215V216H48ZM52 215V216H51ZM55 215V216H54ZM60 215V216H59ZM125 215V216H124ZM185 215V211L184 209H180V211H177L176 212V216L179 217L178 220L182 221L183 218ZM46 216V217H45ZM49 218H48V217ZM56 216H58V223L56 220ZM67 216V217H66ZM106 216H109V217H106ZM119 216V217H118ZM123 216V217H122ZM129 216V217H128ZM256 216V218H255ZM260 216V217H259ZM15 217L18 219V221L15 219ZM31 217V218H30ZM39 217V218H38ZM42 217V219H41ZM51 217V218H50ZM86 217V218H85ZM92 217V218H91ZM97 217V218H96ZM103 217V218H102ZM106 217V218H105ZM125 217H128V218H125ZM146 217V218H145ZM259 217V218H258ZM5 218V219H4ZM23 218V220H22ZM47 218V219H46ZM54 218V219H53ZM56 218V219H55ZM99 218V220H98ZM139 218V220H138ZM161 218V219H160ZM10 219V220H9ZM14 219V222L16 224H19V222L22 224V227L24 226H27L25 229L22 227L21 228H15L14 226L12 227V225L14 224V222L12 221ZM25 219H27L28 221H25ZM30 219V220H29ZM36 221H35V220ZM40 219V220H38ZM49 219V220H48ZM55 221H53V220ZM60 219V220H59ZM82 219H84L82 221ZM112 220L111 224L113 223H116V224H119V225H123V227H127L126 225H128V221L131 220V223L133 222V224H130V228H132V226H134V230L133 232L131 233L132 230H130L129 226L128 228H124V230L122 229L123 227L121 226V229H122V232H124L123 236L118 239L117 241H114L115 242H119L118 244L117 243H113V246H114V253H116L115 255L110 252H108L101 244V242L103 241L102 238H100L101 236L97 235L99 232L101 233L102 231V227L101 225L103 223H106L108 220ZM115 219V220H114ZM120 219H121V223H120ZM124 219V222L123 220ZM155 219H157V221H155ZM159 219V220H158ZM252 219H254L255 221H253V224L252 223ZM257 219V220H256ZM260 219H264V218H260ZM32 220V221H31ZM38 220V221H37ZM64 220V221H63ZM106 220V221H105ZM110 220L108 221L110 223ZM126 220V221H125ZM133 220V221H132ZM152 220V221H151ZM5 221L7 223H10L9 224H6ZM41 221V222H40ZM52 221V222H51ZM85 221V222H84ZM90 221V222H89ZM95 221V222H94ZM114 221V222H113ZM135 221V223H134ZM151 221V223H150ZM154 221V222H153ZM162 223H161V222ZM179 221V222H180ZM13 222V224H12ZM35 222V224H34ZM63 222V223H62ZM84 223L83 225H81L80 223ZM87 222V223H86ZM94 222V223H93ZM107 222V223H108ZM248 222H249V225L250 227L248 226ZM251 222V223H250ZM24 223V224H23ZM32 223V224H31ZM36 223L38 226H36ZM39 223V224H38ZM42 223V224H41ZM66 223V224H65ZM87 224H94V230L91 228L88 230H84L86 229V225ZM144 225V226H140L139 224ZM146 223V224H145ZM147 223L151 226L153 225V227L151 228L149 225L147 226ZM187 223V224H186ZM247 225H246V224ZM5 225V230H4V226ZM14 224V225H16ZM31 224V225H29ZM62 224V225H60ZM79 224V225H78ZM99 224V225H98ZM9 225H11L9 227ZM78 225V226H77ZM81 225V226H80ZM140 229H139V227ZM158 226L157 228L160 229V230H164L163 232L159 230V236L158 237V233H156V230H155V226ZM255 228L251 229L252 226ZM257 225V226H256ZM259 225V226H258ZM261 225V226H260ZM32 228L35 229V231H31L32 229L29 228ZM36 226V227H34ZM47 226H48V229H47ZM65 226V227H64ZM99 226V227H98ZM183 226H186L185 228ZM15 228L13 230H11L10 228ZM46 227V228H45ZM67 227V229H66ZM77 227V228H76ZM98 227V228H97ZM141 227L144 229H142L141 231ZM249 227V228H248ZM11 230V232L8 231V229ZM45 228V229H44ZM64 228V229H63ZM83 228V229H82ZM136 228V230H135ZM138 228V229H137ZM148 229L147 232L145 229ZM163 228V229H162ZM184 228V229H182ZM248 228V229H247ZM257 228V229H256ZM7 229V230H6ZM30 229V232L29 230ZM47 229V230H46ZM82 229V230H81ZM100 229V230H99ZM152 232H150L149 231ZM154 229V230H152ZM239 229V230H238ZM250 229V230H249ZM20 230V231H18ZM22 230V231H21ZM64 230V231H63ZM77 230V231H76ZM81 230V231H80ZM96 230V231H95ZM139 230V232H138ZM172 230V231H171ZM233 231H236L237 230V233L236 232H232ZM244 230H246L247 234L249 237H247L246 233L243 232ZM249 230V231H248ZM255 230V231H253ZM50 231V232H49ZM84 231V232H83ZM155 231V232H154ZM167 231H171V232H167ZM242 231V232H241ZM7 232V234H6ZM21 233L20 234H18ZM62 232V233H61ZM71 232V233H70ZM83 232V233H82ZM91 232V233H90ZM97 232V234H95ZM185 232V233H184ZM188 232V233H186ZM240 232V233H238ZM249 232H250V235H249ZM11 233V234H10ZM15 233V234H14ZM23 233V235H22ZM25 233H26V236H25ZM32 233H36L37 235H33ZM69 233V234H68ZM86 233V234H84ZM99 233V234H100ZM127 233L128 234V237H127ZM136 233V234H135ZM165 233H167L168 235V238L170 236V234L172 235L170 237V239H167V237L164 236L163 238V234L165 235ZM255 236V234H257ZM9 234V235H8ZM14 234V235H13ZM18 235L15 236V235ZM76 234V236H75ZM135 234V235H134ZM142 234V235H140ZM155 234V235H154ZM180 235V236H177V235ZM192 234V235H191ZM230 234V233H229ZM244 234V235H243ZM13 235V236H12ZM41 235V236H42ZM57 235V236H56ZM63 235V236H62ZM71 235V236H70ZM73 235V236H72ZM85 235V236H83ZM99 237V239L96 237ZM130 235V236H129ZM147 235V236H146ZM190 237H189V236ZM233 235V236H232ZM240 235V236H239ZM7 236V237H6ZM11 236H12V239H11ZM16 238H15V237ZM37 236V238L34 239V237ZM88 236V237H87ZM138 236V237H137ZM147 238H146V237ZM253 236V238H252ZM255 236V237H254ZM87 237V238H86ZM135 237L137 238L135 240ZM141 237V241L144 243V244H139L141 242L140 241V238ZM180 237V239H179ZM186 239H184V238ZM251 237V238H250ZM71 238H73L71 240ZM74 238L76 239L75 241L78 240V242H75L74 241ZM87 239L86 242L88 240H91L89 241L87 244L86 242L84 241V239ZM89 238V239H88ZM92 238V239H91ZM131 238V239H130ZM134 238V240H133ZM146 238V239H144ZM149 238V239H148ZM162 239V241H164L163 243H165L167 246V248H170L169 250L166 248V250H168L166 252V250H161L159 248H157L155 245H152V243L154 244V242L158 239ZM176 238V239H175ZM179 239V243H178V239ZM184 239L183 241L181 239ZM189 240H188V239ZM208 238V237H207ZM237 238V240H236ZM247 238V239H245ZM249 238V239H248ZM39 239V240H38ZM74 241V244L73 242L71 243L69 240ZM139 239V240H138ZM144 239V240H143ZM147 239L149 240V242H146L145 244V241H147ZM9 240V242H8ZM24 240V241H23ZM55 240V241H54ZM83 240V241H82ZM131 240V241H130ZM171 240V241H170ZM175 240V241H174ZM186 240V241H185ZM234 243H233V241ZM251 240V242L249 241ZM256 240L257 242L259 241V243H256ZM21 241V242H20ZM69 241V242H67ZM93 241V242H92ZM100 241V244L101 245H97ZM126 241V242H125ZM128 241V243H127ZM154 241V242H152ZM237 241V242H236ZM245 241V242H244ZM33 242V243H32ZM69 243L67 245V243ZM84 242V243H83ZM98 242V243H97ZM131 242V243H130ZM169 242H171V244L169 245ZM173 242V243H172ZM182 242V244H181ZM240 242V243H239ZM19 243L18 245H15ZM54 243V245L51 247V245ZM77 243H80L81 244V247L83 248H80V244H77ZM93 243V244H92ZM97 243V244H96ZM177 243V244H176ZM208 243V244H207ZM212 242H210L211 244ZM239 243L240 245V248H239V245H237ZM246 243V244H244ZM7 244V245H6ZM10 244V245H9ZM13 244V245H12ZM132 244V245H131ZM136 244V245H135ZM174 244V245H173ZM193 245L190 246V245ZM209 242H206L204 244H202L203 246H201L202 248H207L205 250L207 251H212L214 250L215 251V245L214 244H211L213 246H210ZM248 244V246H247ZM262 247H261V245ZM3 247H2V246ZM45 245V246H46ZM73 245V246H72ZM75 245V246H74ZM89 245V246H88ZM135 245V246H134ZM148 247V245H152V249L156 250L157 252L154 253V250L152 251L151 250V246L150 248ZM184 245V247H183ZM186 245V246H185ZM205 245V246H204ZM234 245V246H233ZM249 245L251 247H249ZM258 247H257V246ZM11 246V247H9ZM13 246V247H12ZM78 246V247H77ZM96 246V247H94ZM137 246V248H136ZM140 246V247H139ZM174 246V248H173ZM180 246V247H179ZM199 246V245H198ZM254 246V247H253ZM74 247V249H73ZM76 247V248H75ZM99 247V249L97 248ZM100 247L103 249V250H106V252H103V250L101 249L100 251ZM13 248H14V252L12 253L13 251ZM49 248V249H48ZM53 248V249H52ZM144 251V249H146V251L142 252V249ZM178 249V251L174 250V249ZM247 248V249H246ZM251 250H249V249ZM254 248V249H253ZM2 249V250H1ZM12 249V250H11ZM77 250L75 252H73L72 250ZM86 249V250H85ZM89 249V250H88ZM98 249V250H96ZM120 251H118V250ZM126 249L127 252L124 250ZM149 249V251H148ZM160 251H158V250ZM191 249V250H190ZM228 249V248H226ZM5 250V251H4ZM49 250V251H48ZM52 250V251H51ZM67 250V251H66ZM82 250V251H81ZM132 250L134 251L133 253H137L138 251V255H134L132 254ZM151 250V251H150ZM182 250V251H181ZM248 250V251H247ZM262 250H264V248H262ZM7 251V252H6ZM51 251V252H50ZM71 251V254L70 252ZM175 251V252H174ZM212 251V252H214ZM244 251L246 252L244 254ZM256 251V252H255ZM11 252V254H10ZM63 252V255L62 253ZM79 252V253H78ZM81 252H84V253H81ZM119 252V254H118ZM124 254L125 256L121 255L120 254ZM131 254H130V253ZM159 252V253H158ZM166 252V253H165ZM170 252L172 253L170 255ZM177 252L179 254H177ZM243 252V253H242ZM77 253V256L78 254L80 255V257H74L76 256L75 254ZM104 253V254H103ZM106 253V254H105ZM146 253V254H145ZM185 253V254H183ZM191 253V254H189ZM242 255H241V254ZM249 253V254H248ZM258 253V254H257ZM64 254H68L65 256L66 260L67 258L71 259L72 256L74 259V261L71 259V262L68 260V261H64L65 258H63ZM70 254V255H69ZM74 254V255H72ZM84 254V255H83ZM109 257H108V255ZM119 256H118V255ZM129 254V255H128ZM141 254V255H140ZM152 254V255H151ZM161 254V255H160ZM167 254V255H165ZM177 254V255H176ZM53 255V257L51 256ZM97 255V256H96ZM107 255V256H105ZM121 255V256H120ZM187 257H186V256ZM199 253H197L195 256L198 257ZM247 255V256H246ZM10 256V257H9ZM48 256V257H47ZM93 256V257H92ZM111 256V257H110ZM124 258H123V257ZM126 256H129L126 257ZM139 258H137V257ZM151 256V257H150ZM156 256V257H155ZM166 256V257H165ZM169 256V257H168ZM180 259H179V257ZM185 256V257H184ZM3 257V258H2ZM5 257V259H4ZM8 257V258H6ZM82 257V258H81ZM86 257H90L91 258V261L87 260L88 258ZM145 257L147 258H151L150 261L149 259L147 260ZM164 257V258H163ZM167 257H168V260H167ZM175 257V258H174ZM248 257V258H247ZM2 258V259H1ZM51 258V259H50ZM55 258V259H53ZM79 258V259H77ZM97 260H96V259ZM127 258V259H125ZM142 258L144 260H142ZM156 258V259H155ZM162 258V259H161ZM186 260H184V259ZM237 258V259H236ZM63 261H62V260ZM108 259V261H107ZM110 259V261H109ZM114 259V260H113ZM135 259H137L135 261ZM171 259V260H170ZM174 259V260H173ZM7 260V261H6ZM161 260V262H160ZM242 262H241V261ZM115 261V262H114ZM168 261V262H167ZM174 261V262H173ZM178 261H181V262H178ZM235 261V262H236ZM244 261V262H243ZM15 262V261H14ZM59 262V263H58ZM61 262V263H60ZM75 262L73 264H75ZM77 263L76 264H81V263ZM94 262V263H93ZM112 262V263H111ZM136 262V263H135ZM155 262V263H154ZM159 262V263H158ZM171 262V263H170ZM188 262V263H187ZM85 263H82V264H85ZM1 264V262H0Z\"/></svg>",
    "mask_w": 264,
    "mask_h": 264
},
{
    "label": "bare ground",
    "instance_id": "bare-ground-1",
    "mask_svg": "<svg viewBox=\"0 0 264 264\" xmlns=\"http://www.w3.org/2000/svg\"><path fill=\"white\" fill-rule=\"evenodd\" d=\"M75 1V3H76V16L77 17H79V18H81V21H83L84 20V18H87V17H85L86 15V13L84 14V12H86V10L88 9V6H89V3L92 1V0H74ZM117 1V0H116ZM148 0H123L122 2H124L122 5H123V9H122V15L120 14L119 16H117V18L119 19V17L121 18V20H122V17H124V18H130V16L131 17H134V16H136V15H138V14H140V12L142 11V10H144V8L146 7V2H147ZM194 1V0H193ZM192 1V2H193ZM199 0H196L195 1V5H196V7H195V9H196V11L197 10H199V11H203L204 13H206V15L208 14H210V15H214L212 18H214V17H216V18H214V20H216L217 18H218V16H220L221 15V12L220 11H222V10H220V6L219 5H221L222 4V6L224 7V5H227L226 6V8H228V10L224 13V19H222V21L224 22V20H225V25H226V27L228 28V30H229V33H227V34H229V36L227 35V37L226 38H223V44H222V46L221 47H219L214 53H212L213 54V56H212V64H210V60H208L209 61V64L211 65V66H213V68L212 69H210L212 72H210V73H214L215 72V74L216 73H218L219 72V74L220 73H222L223 75H224V77L223 76H220L221 77V80H222V77H223V79H225L224 80V84H221V85H224V87L223 86H221L220 85V83L218 82V86H221V87H223V89L221 88V90H223V91H221V93H220V91H218L217 90V88H215L216 86L214 85V87L212 88V93H214V88L216 89V92H215V94L214 95H216V93L217 94H221V96L219 97L218 95H217V97L215 96V97H213L212 96V98L211 99H208V100H206L204 97L206 96H204V95H202V96H204L203 98H204V101L205 102H207V103H205L203 100H201V101H203L204 102V104L206 105V111L204 112V111H201L202 109H198L199 107H201L200 105V102L201 101H198V104H200L199 106L197 105V103H196V105L198 106V112L196 111V108H195V111H196V113H198V114H205V117L204 116H201V117H203V118H205L206 119V116L208 117V116H212V115H221V114H223V113H225L226 111H225V108L226 107H228L229 105H230V103H232L234 100H237L238 99V101H239V98L242 100V98H243V100L242 101H245L246 102V100H244V93H245V91H247V88L249 87H247V82H249V81H246L247 79H249L250 78V74H251V76L253 75L252 74V68H253V66H255V64H257L255 61V63H253L254 65H252V61H253V56H252V50L254 49V47H253V49L252 50H250L251 48L249 47V50L251 51V56H248V55H246V54H244L243 52H241L242 50H240V45H238V47L236 46V44H240V41H242L243 40V38H246L247 37V35H248V29H249V27L251 26V23H255V22H253L254 20L253 19H255L256 17V13H257V11L259 10V9H262V8H264V0H201L202 2L200 3V2H198ZM58 2V1H57ZM62 2V1H61ZM61 2H59L60 3V5H61ZM121 2V1H120ZM151 2V1H150ZM191 1H190V3H192ZM44 3V2H43ZM63 3V2H62ZM106 3V2H105ZM174 3V2H173ZM48 3H46V6L48 7L47 9H50L49 8V6L47 5ZM55 4V3H54ZM45 4H43V6H44ZM51 5V4H50ZM63 5V4H62ZM75 5V4H74ZM179 5V4H178ZM194 5V6H195ZM41 6H42V2H41ZM40 6V7H41ZM99 6V5H98ZM39 7V8H40ZM45 7V6H44ZM58 7H59V5H58ZM64 6H62V8H63ZM92 7V6H91ZM95 7H96V5H95ZM179 7V6H178ZM191 6H189V8H190ZM52 8V7H51ZM93 8V7H92ZM98 8V7H97ZM96 8V9H97ZM113 8V5L112 6H110V5H107V4H101V7L99 8L100 9V11H99V9H97L98 11H96V10H94L95 12H97L96 13V17H97V19L99 20V22L104 26L105 25V21H109L110 19V14H111V9ZM225 8V7H224ZM44 9V8H43ZM42 9V10H43ZM55 9V8H54ZM93 9H95V8H93ZM192 9V8H191ZM23 10V9H22ZM41 10V9H40ZM53 11V9H50V10H48L47 12H50V11ZM67 10V9H66ZM74 10V11H75ZM92 10V9H91ZM262 10H264V9H262ZM72 11V10H71ZM116 11V10H115ZM190 11V10H189ZM23 12V11H22ZM38 13H41V12H39V11H37ZM54 13H55V11H53ZM60 12V11H59ZM73 12V11H72ZM148 12V11H147ZM193 12V11H192ZM259 12H260V10H259ZM44 13V12H43ZM42 13V14H43ZM94 13V12H93ZM187 13H189V12H187ZM193 13H195V15L197 14L196 12H193ZM200 13V12H199ZM199 13H198V15H199ZM27 14V13H26ZM30 14L31 13H29V17H31L30 16ZM48 14V13H47ZM50 14V13H49ZM119 14V13H118ZM33 16H34V13L32 14ZM41 15V14H40ZM44 15V14H43ZM45 15H46V13H45ZM53 14H52V12H51V16H52ZM67 15V14H66ZM93 15V14H92ZM95 15V14H94ZM93 15V16H94ZM197 15V16H198ZM205 15V14H204ZM206 15H205V18H206ZM262 15V14H261ZM33 16L31 17L32 19H33ZM38 16V15H37ZM48 16H50V15H48ZM54 16L56 17V14H54ZM200 16H203V15H200ZM23 17H25V15L23 16ZM29 17H27V18H29ZM35 17H36V14H35ZM34 17V18H35ZM41 17H42V15H41ZM45 17V16H44ZM90 17H92L91 16V14H90V16L88 17V18H90ZM188 17V16H187ZM255 17V18H254ZM260 17V16H259ZM27 18H24V19H27ZM38 18H39V16H38ZM51 18V17H50ZM116 18V20H118ZM123 18V19H124ZM191 18V17H190ZM202 18H204V17H202ZM201 17L199 18V19H202ZM212 18H211V20H212ZM46 19H48V17H46ZM45 19V20H46ZM158 19V18H157ZM188 19V18H187ZM192 19H194L193 18V16H192ZM207 19V18H206ZM256 19H258V18H256ZM29 20H30V18H29ZM36 20V19H35ZM45 20H44V22H45ZM51 20V19H50ZM120 20V19H119ZM118 20V21H119ZM190 20V19H189ZM196 20V18L194 19V21ZM204 19H202V21H203ZM26 21V20H25ZM34 20H32V22H30V23H34L33 22ZM39 21V20H38ZM132 21V20H131ZM136 21V20H135ZM198 21H200V20H197V22ZM209 21V20H208ZM221 21V20H220ZM221 21V24L220 23H218V21H217V23L218 24H220V25H222L223 26V22ZM255 21H257V20H255ZM71 22V21H70ZM74 22V21H73ZM191 22V21H190ZM203 22H205L206 24H208L207 23V21H203ZM261 22V21H260ZM28 23V22H27ZM38 23V22H37ZM40 23V22H39ZM75 23V22H74ZM82 22H79L78 24L76 23V24H74V25H61L60 24V26L58 27V31L60 32V35H61V38H62V40H66V39H68V38H70L71 36H74V35H77L79 32H84L85 31V27H84V24L82 25L81 24ZM110 23H111V20H110ZM109 22H108V24H110ZM120 23H121V21H120ZM125 23V22H124ZM126 23H127V25L126 24H124L126 27L128 26V22L126 21ZM189 23V22H188ZM210 23V22H209ZM215 23V22H214ZM223 23V24H222ZM36 24V23H35ZM50 24V23H49ZM52 24H53V22H52ZM139 24V23H138ZM195 24V23H194ZM193 24V25H194ZM200 24V23H199ZM201 24H202V22H201ZM200 24V25H201ZM218 24H217V26H218ZM258 24H259V22H258ZM27 25V24H26ZM36 25H39V24H36ZM36 25H35V27H36ZM122 25V24H121ZM124 25H122V26H124ZM202 25H204V24H202ZM202 25H201V27H202ZM213 25V24H212ZM211 25V28L212 27H214V25L212 26ZM216 25V24H215ZM224 25V26H225ZM260 25H262V22L260 23ZM20 26V25H19ZM28 27H29V24L27 25ZM40 26H41V23H40ZM86 26V25H85ZM87 26H89V25H87ZM101 26V25H100ZM99 26V27H100ZM107 26V25H106ZM111 26V25H110ZM109 26V27H110ZM117 26H119V25H117ZM122 26H119V30H118V32H120V30H121V27ZM198 26V25H197ZM223 26V27H224ZM259 26V25H258ZM38 27V26H37ZM48 27V25L46 26V29H48L47 28ZM92 27H94L93 25H92ZM115 26L113 25V28H114ZM138 27V26H137ZM193 27H196L195 25L193 26ZM200 27V28H201ZM204 27V26H203ZM202 27V28H203ZM207 27V26H206ZM206 27H205V29H206ZM209 27V26H208ZM207 27V28H208ZM252 27V26H251ZM250 27V28H251ZM262 27H264V25H262ZM26 28V27H25ZM41 28V27H40ZM39 28V29H40ZM101 28V27H100ZM111 28V27H110ZM117 28V27H116ZM116 28H114V29H116ZM220 30H221V28L220 27H218ZM259 28H261V26H259ZM34 29V28H33ZM93 29H95V28H93ZM107 29V27L105 28L104 27V29H100V32H98L97 30V28H96V31L97 32H94V30H92V32H91V34H95V33H97V35H100V36H98V37H101V35L103 34V35H105V36H108V32H106L105 30ZM126 29V28H125ZM137 29V28H136ZM144 29V28H143ZM205 29H203V30H205ZM209 29V28H208ZM213 29V28H212ZM215 29V28H214ZM219 29H216L215 31H212V33L213 32H216L217 33V30H219ZM224 29H225V27H224ZM224 29H223V32H224ZM257 29H258V27H257ZM262 29V28H261ZM26 30V29H25ZM29 30V29H28ZM110 30H112V29H110ZM165 30V29H164ZM192 29H190V31H191ZM197 30V29H196ZM207 30V29H206ZM226 31L225 32H227V29H225ZM253 30V29H252ZM260 30V29H259ZM41 31V30H40ZM51 31V30H50ZM87 31H89V29L87 30ZM122 31V30H121ZM126 31V30H125ZM139 31V30H138ZM188 31V30H187ZM197 31H199V30H197ZM250 31V30H249ZM256 31H258V30H256ZM261 31V30H260ZM33 32V31H32ZM42 32V31H41ZM40 32V33H41ZM45 32V31H44ZM124 32V31H123ZM123 32H120V34L122 33L123 34ZM207 32V31H206ZM205 32V33H206ZM209 32H211V31H209ZM253 32V31H252ZM255 32V31H254ZM253 32V33H254ZM47 33H48V31H47ZM204 33V34H205ZM211 33V34H212ZM250 33H251V31H250ZM262 33H264V32H262ZM110 34V37L112 38V39H114L113 37H116V35H115V33H109ZM138 34V33H137ZM203 34V35H204ZM207 34H209L210 35V33H206L205 35L207 36ZM218 34V33H217ZM220 34V33H219ZM226 34V33H225ZM28 35V34H27ZM45 35V34H44ZM103 35H102V37H103ZM197 35H199L198 34V32H197ZM202 35V34H201ZM204 35V36H205ZM221 35L223 36V33H221ZM255 35H257V39H258V35L259 34H256L255 33ZM7 36V35H6ZM41 36V35H40ZM94 36V35H93ZM140 36V35H139ZM222 36H220V38L222 39ZM262 36H264V34H262ZM261 36V37H262ZM95 37V36H94ZM97 37V38H98ZM101 37V38H102ZM202 37V36H201ZM209 37V36H208ZM224 37V36H223ZM251 37H252V35H251ZM41 38V37H40ZM39 38V39H40ZM204 38V37H203ZM255 38V37H254ZM253 38V40H255ZM92 39H94V38H92ZM99 39V38H98ZM103 39V38H102ZM101 39V40H102ZM195 39V38H194ZM256 39V40H257ZM42 40V39H41ZM74 40V39H73ZM206 40V39H205ZM209 40V39H208ZM256 40L254 41V43H256L257 45L259 44V41H258V43L256 42ZM262 41H261V43L262 42H264V38H262L261 39ZM145 41V40H144ZM143 41V42H144ZM179 41L180 42H182V43H184L183 41H181L180 39H179ZM217 41V40H216ZM22 42V41H21ZM103 42H105V40L103 41ZM143 42H142V44H143ZM191 42V41H190ZM243 42V41H242ZM244 42H246V41H244ZM244 42H243V44H242V47H244L243 45H245L244 44ZM251 42V41H250ZM181 43V44H182ZM187 43V42H186ZM219 43V42H218ZM217 43V44H218ZM222 43V42H221ZM253 43V44H254ZM19 44V43H18ZM108 44V43H107ZM175 44V43H174ZM7 45H9V43L7 44ZM14 45V44H13ZM27 45V44H26ZM191 45V47H193L192 45L193 44H190ZM256 45V46H257ZM6 46V45H5ZM183 46H184V44H183ZM185 46H187V44L185 45ZM189 46V45H188ZM187 46V47H188ZM251 46H252V44H251ZM54 47V46H53ZM97 47V46H96ZM106 47H110L109 45L108 46H106ZM171 47V46H170ZM178 47V46H177ZM264 48V47H262V45H259V48ZM4 48V47H3ZM8 48V47H7ZM90 48V47H89ZM89 48H87L86 50L88 51L89 50ZM94 48V47H93ZM100 48V47H99ZM185 48V47H184ZM257 48H258V46H257ZM256 48V49H257ZM260 48V50L262 51V49ZM111 49V51H112V48H110ZM109 49V50H110ZM174 49H175V47H174ZM195 49V48H194ZM242 49H245V48H242ZM256 49H254V50H256ZM4 50H6V48L4 49ZM3 50V51H4ZM35 50H36V48H35ZM106 50H108V49H106ZM181 50V47H180V49H179V51ZM190 49H185V53L187 52L188 53V51H189ZM192 50V49H191ZM210 50V49H209ZM258 50V49H257ZM260 50H258V51H260ZM9 51V50H8ZM83 51H85V49L83 50ZM98 51V50H97ZM111 51H109V53L111 52ZM177 51H178V49H177ZM10 52V51H9ZM13 52V51H12ZM27 52V51H26ZM37 52H39V51H37ZM120 52V51H119ZM176 52V51H175ZM191 52V51H190ZM248 52V51H247ZM256 52V51H255ZM7 53V52H6ZM113 53V52H112ZM183 53V52H182ZM257 54H258V52H256ZM261 53V52H260ZM11 54V53H10ZM39 54V53H38ZM116 54H118L117 52H116ZM172 54V53H171ZM176 54H178V52H176ZM175 54V55H176ZM12 55V54H11ZM35 55H37L36 54V52H35ZM113 55V54H112ZM114 55H115V53H114ZM130 55V54H129ZM174 55V56H175ZM179 55V54H178ZM181 55V54H180ZM210 55V54H209ZM253 55H254V52H253ZM14 56V55H13ZM16 56V55H15ZM38 56V55H37ZM36 56V57H37ZM203 56V55H202ZM254 56H256V55H254ZM22 57V56H21ZM35 57V56H34ZM40 56H38V58H39ZM42 57V56H41ZM70 57V56H69ZM85 57H87V56H85ZM176 57H177V59H178V56L176 55ZM198 57H200V56H198ZM210 57V56H209ZM258 57H260V54H259V56ZM32 58V57H31ZM136 58V57H135ZM142 58V57H141ZM208 58V57H207ZM15 59V58H14ZM86 59V58H85ZM134 59V58H133ZM210 59V58H209ZM33 60V59H32ZM94 60V59H93ZM167 60V59H166ZM171 60V59H170ZM173 60V59H172ZM179 60V59H178ZM262 60H264V59H262ZM44 61V60H43ZM78 61V60H77ZM176 61V60H175ZM174 61V62H175ZM181 61V60H180ZM180 61H179V64H180ZM182 61H184V60H182ZM196 61V60H195ZM7 62V61H6ZM39 62H42V61H39ZM133 62V61H132ZM134 62H136L135 60H134ZM147 62V61H146ZM8 63V62H7ZM167 63V62H166ZM172 63H173V61H172ZM183 63V62H182ZM40 64V63H39ZM94 64H95V62H94ZM117 64V63H116ZM160 64V63H159ZM162 64V63H161ZM194 64H195V62H194ZM193 64V65H194ZM198 64V63H197ZM208 64V65H209ZM8 65H9V63H8ZM181 65V64H180ZM6 66V65H5ZM86 66V65H85ZM88 66V65H87ZM90 66V65H89ZM94 66V65H93ZM122 66V65H121ZM192 66V65H191ZM201 66V65H200ZM262 66H264V65H262ZM12 67V66H11ZM133 67V66H132ZM171 67V66H170ZM1 68V67H0ZM4 68V67H3ZM2 68V69H3ZM88 68V67H87ZM174 68V67H173ZM180 68V67H179ZM178 68V69H179ZM184 67H182V69H183ZM210 68V67H209ZM259 68H261V67H259ZM262 68H264V67H262ZM172 69V68H171ZM177 69V68H176ZM181 69V70H182ZM200 69V68H199ZM205 69V68H204ZM208 69V68H207ZM258 69V68H257ZM91 70V69H90ZM184 70V69H183ZM209 70V71H210ZM254 70H256V69H254ZM259 70V69H258ZM17 71H19V70H17ZM88 71V70H87ZM98 71V70H97ZM172 71H174V69L172 70ZM190 71V70H189ZM198 71V70H197ZM250 71H251V73H250ZM27 72V71H26ZM92 72H94L93 70H92ZM169 72H171V71H169ZM174 72H176V70L174 71ZM258 72V71H257ZM262 72H264V71H262ZM261 72V73H262ZM86 73H88V72H86ZM206 73V72H205ZM254 73H256V72H254ZM18 74V73H17ZM93 74V73H92ZM92 74H91V76H92ZM156 74V73H155ZM163 74H166V73H163ZM171 74H173V75H175L174 73H171ZM170 74V76H172L173 78L174 77H176V76H178V74H179V72L176 74V76H173V75H171ZM33 75V74H32ZM72 75V74H71ZM76 75V74H75ZM86 75V74H85ZM167 76L169 75V74H166ZM183 74L181 73V76H182ZM213 75V74H212ZM221 75V74H220ZM260 75V74H259ZM262 75H264V74H262ZM3 76V75H2ZM30 76V75H29ZM49 76V75H48ZM89 76V75H88ZM162 76H164V75H162ZM166 76V77H167ZM170 76H169V78H170ZM214 76H217V75H214ZM213 76V77H214ZM255 76H257V73H256V75ZM255 76H253L252 78H255ZM22 77V76H21ZM182 77H184V76H182ZM218 77V79H219V76H217ZM216 77V78H217ZM7 78V77H6ZM77 78V77H76ZM127 78H128V75H127ZM163 77H160V79H162ZM168 78V77H167ZM167 78H164V79H167ZM178 77H176V79H177ZM210 78V77H209ZM257 78H258V76H257ZM22 79V78H21ZM111 79V78H110ZM181 79V78H180ZM251 79V78H250ZM261 79V78H260ZM14 80V79H13ZM71 80V79H70ZM73 80V79H72ZM132 80V79H131ZM163 80V79H162ZM178 80V79H177ZM212 80H213V78H212ZM217 81V79H214V82H216ZM256 81H257V79H255ZM27 81V80H26ZM134 81V80H133ZM132 81V82H133ZM164 81H166V80H164ZM163 81V82H164ZM168 82H170V80H167ZM186 81V83H188V81L187 80H185ZM255 81V82H256ZM42 82H44V81H42ZM158 82H159V80H158ZM161 82V81H160ZM173 82H175V83H178L179 81H174L173 79H172V83L170 82V84H173ZM210 82H212L211 80H210ZM255 82H254V85L255 86H257V88H256V90L257 89H259L258 88V82H257V85L255 84ZM11 83V82H10ZM27 83V82H26ZM151 83V82H150ZM150 83H148V84H150ZM156 83V82H155ZM166 83V82H165ZM181 85L180 86H183L182 85V82L180 81L179 82ZM178 83V84H179ZM185 83V84H186ZM221 83H223V82H221ZM30 84V83H29ZM69 84V83H68ZM146 84H147V82H146ZM152 84V83H151ZM150 84V85H151ZM161 84V83H160ZM159 84V85H160ZM167 84L168 83H166V90L165 89H163L164 87H163V85H160L161 87H162V89L163 90H165V92L169 89V88H171L172 90H174L176 87H174V89L172 88V87H169V88H167L168 86H169V84H168V86H167ZM190 84V83H189ZM214 84V83H213ZM212 84V85H213ZM215 84H217V83H215ZM251 84V83H250ZM10 85V84H9ZM14 85V84H13ZM34 85V84H33ZM56 85H58V84H56ZM158 85V86H159ZM165 85V84H164ZM11 86V85H10ZM27 86H29V85H27ZM152 86V85H151ZM150 86V87H151ZM156 86H157V83H156ZM159 86V87H160ZM170 86H172V85H170ZM174 86H175V84H174ZM179 86V85H178ZM186 86V85H185ZM5 87V86H4ZM67 87H68V85H67ZM137 87V86H136ZM149 87V86H148ZM159 87H157V88H159ZM160 87V88H161ZM189 87V86H188ZM192 87V86H191ZM252 85H251V88H250V90H251V92L252 91H254L253 89H252ZM7 88V87H6ZM147 88V87H146ZM156 88V87H155ZM154 88V89H155ZM182 88V87H181ZM203 88V87H202ZM219 88V87H218ZM254 89H255V87H253ZM162 89H158V90H161L162 91ZM179 89H180V87H179ZM182 89H184V88H182ZM71 90V89H70ZM91 90V89H90ZM156 90V89H155ZM190 90V88L187 90H185V94H187L186 92L187 91H189ZM214 90V91H213ZM248 90H249V88H248ZM143 91H145V89L143 90ZM147 91H149L150 92V89L149 90H147ZM170 91V90H169ZM174 91H177V92H174V93H176V94H179V91L176 89V90H174ZM183 91L184 90H181V92L183 93ZM207 91V90H206ZM259 91V90H258ZM257 91V92H258ZM94 92V91H93ZM110 92V91H109ZM158 92V91H157ZM180 92V93H181ZM191 92V91H190ZM210 92H211V90H210ZM219 92V93H218ZM256 92V91H255ZM7 93V92H6ZM86 93H87V91H86ZM88 93H90V92H88ZM144 93V92H143ZM151 93V92H150ZM153 93V92H152ZM154 93H156V91L154 92ZM159 93V92H158ZM198 93V92H197ZM248 93H249V91H248ZM261 93V92H260ZM51 94V93H50ZM160 94V93H159ZM163 94H165V93H163ZM205 94H207V93H205ZM209 94V93H208ZM219 94V95H220ZM246 94H247V92H246ZM262 94V93H261ZM10 95V94H9ZM104 95V94H103ZM141 95V94H140ZM152 95L153 94H151V98H153L154 99V97H159L158 95L157 96H154V97H152ZM162 95V94H161ZM160 95V96H161ZM184 95V94H183ZM188 96H187V101L188 102H191V100H190V98L191 97H189L190 96V94L188 93L187 94ZM193 95H195L194 93H193ZM251 95V94H250ZM249 95V96H250ZM257 96H258V93L256 94ZM255 95V96H256ZM8 96V95H7ZM11 96V95H10ZM85 96V95H84ZM83 96V97H84ZM109 96H110V94H109ZM166 96V95H165ZM170 96V95H169ZM172 96V95H171ZM186 96V95H185ZM209 96H211V95H209ZM242 96H244V97H242ZM249 96H247V97H249ZM253 96V95H252ZM9 97V96H8ZM89 97H90V95H89ZM118 97V96H117ZM175 97H176V95H175ZM189 97V98H188ZM193 98L195 97V96H192ZM242 97V98H241ZM247 97H245L246 99H248ZM33 98V97H32ZM67 98V97H66ZM91 98V97H90ZM162 98V97H161ZM165 97L163 96V100H169V99H164ZM169 98V97H168ZM172 98H173V96H172ZM171 98V99H172ZM179 98V97H178ZM185 98V97H184ZM196 98V97H195ZM193 99V100H196V99ZM202 98V97H201ZM206 98H208V97H206ZM252 98V100H253V97H251ZM256 98V97H255ZM255 98H254V101H255ZM257 98H261V97H257ZM7 98H5V100H6ZM65 99V98H64ZM87 99V98H86ZM89 99V98H88ZM103 99V98H102ZM106 99H109V98H107L106 97ZM112 99V98H111ZM156 99V98H155ZM157 99H159V98H157ZM171 99H170V101H171ZM182 100H183V98H181ZM262 99V98H261ZM123 100V99H122ZM133 100V99H132ZM160 100V99H159ZM186 100V99H185ZM185 100H184V102H185ZM190 100V101H189ZM198 100V99H197ZM250 98H249V101L251 102L252 101ZM13 101V100H12ZM87 101V100H86ZM99 101V100H98ZM103 101V100H102ZM116 101H117V99H116ZM158 101V100H157ZM162 101V100H161ZM186 101V102H187ZM232 101V102H231ZM241 101V102H242ZM259 101V100H258ZM28 102V101H27ZM96 102V101H95ZM105 102H107L106 100H105ZM168 102V101H167ZM167 102H164V104H166ZM176 102V101H175ZM179 102V101H178ZM177 102V103H178ZM185 102V103H186ZM187 102V105H186V107H188V105H189V108L191 107L190 106V104L191 103H188ZM194 102V101H193ZM196 102V101H195ZM240 102V103H241ZM257 102V101H256ZM255 102V103H256ZM33 103V102H32ZM97 103V102H96ZM103 103H104V101H103ZM115 104H116V102H114ZM121 103V102H120ZM124 103V102H123ZM174 103V102H173ZM239 103V104H240ZM247 103V102H246ZM254 103V102H253ZM35 104V103H34ZM39 104V103H38ZM92 104V103H91ZM108 104V103H107ZM112 104V103H111ZM158 104H159V102H158ZM164 104H161L162 106H164ZM179 104V103H178ZM203 104V103H202ZM235 104H237V103H235ZM242 104H243V106H244V102H242ZM174 105V104H173ZM172 105V106H173ZM181 105V104H180ZM183 105H185L184 103H183ZM183 105H181L179 108L181 109V107L183 106ZM192 105H193V103H192ZM232 105V104H231ZM238 105V104H237ZM234 106V108L235 107H237L238 109H235V112H236V110L237 111H240L239 110V107H241L240 105H239V107L238 106ZM246 105V104H245ZM248 105V104H247ZM247 105H246V108H245V110H244V108H243V106H242V109L244 110H242L241 109V112H246V109L248 110V109H250V108H248L247 107ZM250 105V104H249ZM261 106V104H258L257 105V103H256V107L258 108V107H260ZM35 106V105H34ZM49 106V105H48ZM91 106V105H90ZM110 106V105H109ZM118 106V105H117ZM119 106H121V105H119ZM130 106V105H129ZM160 106V105H159ZM166 106H168V105H166ZM175 106V105H174ZM174 106L172 107V108H174ZM179 106V105H178ZM203 106V105H202ZM251 107H253L252 106V102H251V105H250ZM3 107H6V106H3ZM143 107V106H142ZM161 107V106H160ZM165 107V106H164ZM164 107H162V108H164ZM183 107H185V106H183ZM186 107H185V109H186ZM204 107V106H203ZM231 107V106H230ZM255 107V108H256ZM10 108V107H9ZM112 108V107H111ZM116 108V107H115ZM118 108H120V107H118ZM129 108V107H128ZM189 108H188V110H189ZM232 108V107H231ZM234 108H232L233 110H234ZM261 108V107H260ZM259 108V109H260ZM30 109V108H29ZM182 109H184V108H182ZM205 109V108H204ZM203 109V110H204ZM252 109H254V108H252ZM262 109H264V106H262ZM14 110V109H13ZM53 110V109H52ZM139 110V109H138ZM162 110V109H161ZM169 110L171 111V109L169 108ZM173 110V109H172ZM178 110V109H177ZM176 110V111H177ZM187 110V109H186ZM185 110V111H186ZM187 110V111H188ZM261 110V109H260ZM259 110V113L262 115V110L260 111ZM105 111H107V109H105ZM109 111V110H108ZM107 111V112H108ZM160 111V110H159ZM169 111V112H170ZM179 111V113H181L180 112V110H178ZM232 111V110H231ZM255 111H257L256 109L254 110V112H250V113H253V114H251V117H250V114L248 113H246V115H248L249 116V118H253L252 117V115H254L255 114ZM52 112V111H51ZM77 112V111H76ZM82 112V111H81ZM106 112V113H107ZM112 112H114V111H112ZM139 112V111H138ZM141 112H143V111H141ZM149 112V111H148ZM152 113L154 112V111H151ZM157 112V111H156ZM161 112H163V110L161 111ZM161 112H159V114L161 113ZM168 112V113H169ZM189 112L190 111H188V115H189V117H190V114H189ZM201 112V113H200ZM203 112V113H202ZM240 112V113H241ZM7 113V112H6ZM9 113H11V111L9 112ZM29 113V112H28ZM79 113V112H78ZM89 113H90V111H89ZM106 113H105V115H106ZM109 113V112H108ZM144 113H145V111H144ZM144 113H143V115H144ZM147 113V112H146ZM151 113V114H152ZM158 113V112H157ZM156 113V114H157ZM165 113H166V111H165ZM174 113V112H173ZM172 112L170 113V116H171V114L172 115H174ZM183 113H184V111H183ZM191 114H192V112H190ZM71 114V113H70ZM81 114V113H80ZM97 114V113H96ZM102 114H104V113H102ZM117 114H118V112H117ZM120 114V113H119ZM134 114V113H133ZM137 114V113H136ZM139 114H140V112H139ZM150 114V115H151ZM158 114V116H160ZM182 114V113H181ZM186 114V113H185ZM184 114V115H185ZM197 114V115H198ZM203 114V115H204ZM258 114V113H257ZM256 114V115H257ZM26 115V114H25ZM88 115V114H87ZM91 115V114H90ZM94 115H95V113H94ZM93 115V116H94ZM104 115V116H105ZM122 115V114H121ZM120 115V116H121ZM135 115V114H134ZM142 114H140L139 116L140 117H142L143 119H144V116H141ZM148 114H146V116H147ZM154 115V114H153ZM162 115V114H161ZM169 115V114H168ZM183 115V114H182ZM187 114L185 115V116H183V118L184 117H186V116H188ZM238 115H241V114H238ZM83 116H85V114L83 115ZM103 116V117H104ZM109 116V115H108ZM118 116V115H117ZM123 116H125V113L123 114ZM139 116H138V118H139ZM145 116V117H146ZM157 116V115H156ZM166 116H167V114H166ZM175 116H177V115H175ZM181 116V115H180ZM195 117V115H194V110H193V115H192V117ZM200 115H198L197 117H199ZM228 116L229 115H227V118L225 117V116H222V118L223 117H225V119H222L221 117H220V119H222L223 121L224 120H228L229 118H228ZM242 116V115H241ZM245 116V113L243 114V117ZM258 116H260L259 114H258ZM88 117V116H87ZM113 117H115V116H113ZM136 118H137V116H135ZM134 117V118H135ZM148 117V116H147ZM171 117H173V116H171ZM179 117V116H178ZM177 117V118H178ZM182 117V116H181ZM239 117V116H238ZM34 118V117H33ZM48 118V117H47ZM76 118V117H75ZM90 118H91V116H90ZM116 118V117H115ZM124 118V117H123ZM152 118V116L150 117L149 116V119H151ZM164 119V121H165V119H168L167 117H163ZM187 118V117H186ZM191 118V117H190ZM190 118H187L188 119V121H189V119ZM200 118V117H199ZM202 118V120H201V122L202 121H204V119ZM209 118V117H208ZM210 118H212V117H210ZM210 118H209V120H210ZM216 118V117H215ZM219 118V117H218ZM245 118V117H244ZM244 118H240L241 119V121H245V119ZM247 119L246 120H248L249 122L252 120H250L248 117H246ZM35 119V118H34ZM72 119V118H71ZM78 119V118H77ZM80 119H81V117H80ZM142 119V120H143ZM145 119H148V118H145ZM148 119V120H149ZM152 119H154V118H152ZM159 119H160V117H159ZM179 120L178 121H180V118H178ZM192 119V118H191ZM212 119H214V118H212ZM253 119H255V118H253ZM256 119H257V116H256ZM255 119V120H256ZM74 120V119H73ZM79 120V119H78ZM94 120H95V118H94ZM137 120V119H136ZM161 120V119H160ZM174 120V117H173V119H172V121ZM184 120V119H183ZM194 120L196 121L197 119H195L194 118ZM207 120V119H206ZM216 120H217V118H216ZM219 120V119H218ZM217 120V121H218ZM236 120V119H235ZM254 120V121H255ZM262 120V122H264V119H261ZM103 121V120H102ZM101 121V123H103ZM144 121V120H143ZM153 121V120H152ZM163 121V122H164ZM168 121H170V120H167V122ZM171 121V123H173ZM175 121H177V120H175ZM177 121V122H178ZM182 121V120H181ZM180 121V122H181ZM185 121V120H184ZM188 121H186V123L188 122ZM192 121V120H191ZM195 121H192L191 123L194 125V123H195ZM229 121V120H228ZM232 121V120H231ZM248 121H246V123L244 124V126L248 123ZM253 121V122H254ZM49 122V121H48ZM53 122V121H52ZM159 122V121H158ZM180 122L178 123V124H180ZM194 122V123H193ZM201 122H200V124H201ZM205 122V121H204ZM220 121H218V123H219ZM225 122V121H224ZM256 122H258V121H256ZM261 122V124L262 125H260V126H264V123H262ZM32 123V122H31ZM39 123V122H38ZM63 123V122H62ZM87 123V122H86ZM99 123V122H98ZM154 123H156V122H154ZM154 123H152V124H154ZM161 123V122H160ZM159 123V125H161ZM175 123V122H174ZM188 123H190V121L188 122ZM190 123V124H191ZM237 123V122H236ZM236 123H234V120L232 121V125L234 126V124H235V126H237V124ZM76 124V123H75ZM85 124V123H84ZM95 124V123H94ZM117 124V123H116ZM165 124H167V126H170V125H172V124H169V123H165ZM183 124V123H182ZM185 124V123H184ZM196 124V123H195ZM206 124L207 123H205V126H206ZM210 124H211V121H210ZM230 124H231V122H230ZM239 124H241L242 125V123H239ZM238 124V125H239ZM250 124H251V122H250ZM250 124H249V126H250ZM253 124V123H252ZM90 125V124H89ZM102 125H104V124H102ZM120 125V124H119ZM164 125V124H163ZM175 125V124H174ZM187 125V124H186ZM185 125V127L186 128H188L187 126ZM198 125V124H197ZM197 125H196V127H197ZM248 125V124H247ZM246 125V126H247ZM256 124L254 123V126H255ZM28 126V125H27ZM81 126V125H80ZM79 126V127H80ZM153 126V125H152ZM154 126H157V123L154 125ZM154 126L152 127V128H154ZM167 126H166V128H167ZM173 126V125H172ZM176 126V125H175ZM183 126V125H182ZM202 126H203V124H202ZM209 126V125H208ZM212 126V125H211ZM220 126V125H219ZM231 126V125H230ZM243 126V125H242ZM241 126V127H242ZM246 126H245V129H243V130H247V128H246ZM39 127V126H38ZM99 127V126H98ZM104 127H106V131H112V129H113V122H112V120H110V119H108V120H105V126ZM174 127V126H173ZM195 127V126H194ZM199 128H200V125L198 126ZM197 127V128H198ZM204 127V126H203ZM238 127V126H237ZM30 128H32V127H30ZM55 128V127H54ZM102 128V127H101ZM119 128V127H118ZM150 129V130H155V128L154 129ZM176 128V127H175ZM179 128H180V125H179ZM182 128V127H181ZM184 128V127H183ZM205 128V127H204ZM207 128H209V127H207ZM207 128H205V130L204 131H206V129ZM238 128H240V126L238 127ZM253 128V127H252ZM262 128H264V127H261V130H262ZM51 129V128H50ZM49 129V130H50ZM127 129V128H126ZM158 129V128H157ZM161 129V128H160ZM165 129V128H164ZM169 129H170V127H169ZM185 129V128H184ZM215 128H213L212 130H214ZM219 129V128H218ZM236 129V130H235ZM234 130L237 132V128H235ZM249 130H247V131H249V132H251V130H253V129H251L250 130V128H248ZM17 130V129H16ZM48 130V131H49ZM52 130V129H51ZM56 130V129H55ZM76 130V129H75ZM101 130H103V129H101ZM162 130V129H161ZM172 130V129H171ZM186 130V129H185ZM193 130V129H192ZM201 130H203L202 128H201ZM216 130V129H215ZM214 130V131H215ZM229 130H233V129H229ZM233 130V131H234ZM241 130V129H240ZM44 131H47V130H44ZM72 131V130H71ZM91 131V130H90ZM98 131V130H97ZM129 131V130H128ZM133 131V130H132ZM131 131V133L132 134H134L133 132ZM156 131V132H155ZM154 132L155 133H157V131L158 130H155ZM168 131V130H167ZM173 131H174V129H173ZM178 131V130H177ZM194 131H196L195 129H194ZM209 131H211L210 130V128H209V130L207 129V131L206 132H208V133H210ZM218 131V130H217ZM222 131V130H221ZM234 131V134H236V132ZM254 131V130H253ZM40 132V131H39ZM43 132V131H42ZM52 132V131H51ZM79 132H80V130H79ZM84 132V131H83ZM103 132H104V130H103ZM115 132V131H114ZM119 132V131H118ZM160 132V131H159ZM159 132H158V134H159ZM166 132V131H165ZM178 132H180L181 133V130L180 131H178ZM212 132V131H211ZM216 132V131H215ZM238 132H239V130H238ZM238 132H237V134H238ZM248 132V133H249ZM35 133H38V132H35ZM35 133H34V135H35ZM41 133V132H40ZM54 132H52V133H50V135L51 134H53ZM58 133H60V132H58ZM99 133V132H98ZM117 133V132H116ZM138 133V132H137ZM147 132H145V136L147 137V134H146ZM152 133L153 132H151L150 134H148V136L150 135V136H153L152 135ZM155 133H154V135H155ZM223 133H224V131H223ZM231 133V132H230ZM243 134V132H240L238 135H240V134ZM252 133V132H251ZM261 133H264V131H262ZM27 134V133H26ZM31 134V133H30ZM29 134V135H30ZM39 134V133H38ZM38 134H36L34 137H36V136H38ZM89 134H91V133H89ZM102 134V133H101ZM120 133H118V135H119ZM142 133L140 134V135H143ZM176 134V132L174 133V135ZM199 134V133H198ZM202 134V133H201ZM213 134V132L211 133V134H209V136L211 137V135ZM217 134V133H216ZM220 134V133H219ZM228 133H226V135H227ZM232 134V133H231ZM230 134V135H231ZM241 134V135H242ZM244 134H245V132H244ZM250 134V133H249ZM254 132L251 134V137L253 136L254 137V139H255V141H257L256 139L257 138H259L256 134H254ZM2 135V134H1ZM41 135V134H40ZM50 135H46V136H44L45 138H49V137H51ZM73 135V134H72ZM125 135V134H124ZM171 135H173V134H171ZM197 135V134H196ZM196 135H194L195 137H196ZM203 135V134H202ZM229 135V134H228ZM255 135H256V138H255ZM4 136V135H3ZM6 136V135H5ZM41 136H43V135H41ZM47 136H49V137H47ZM77 136H79V135H77ZM76 135H75V137H77ZM129 136V135H128ZM128 136H126V137H128ZM166 136V135H165ZM185 136V135H184ZM187 136V135H186ZM204 136V135H203ZM203 136H201V137H203ZM212 136H214L215 137V135H212ZM233 136V135H232ZM231 136V137H232ZM237 136V135H236ZM244 136V135H243ZM250 136V135H249ZM262 136H264V135H262ZM1 137V136H0ZM44 137H43V139H44ZM81 137V136H80ZM168 137V136H167ZM178 138H179V135L177 136ZM183 137V136H182ZM189 137V136H188ZM195 137H194V139H195ZM200 137V138H201ZM205 137V136H204ZM210 137H208V141H209V138ZM214 137H212L213 139H215ZM239 137V136H238ZM250 137V138H251ZM2 138V137H1ZM30 138V137H29ZM40 138H42V137H40ZM53 138V137H52ZM52 138H49V139H51L52 140ZM94 138V137H93ZM132 138V137H131ZM140 138V137H139ZM142 138H144L143 136H142ZM148 138V137H147ZM154 137H152V139H153ZM156 138V137H155ZM154 138V139H155ZM170 138V137H169ZM198 138V137H197ZM199 138V140H201ZM241 138H242V136H241ZM243 138H246V136H244ZM249 137L247 138V139H245V141H244V139H243V141L244 142H246V143H248L249 141H246V140H249L250 139ZM16 139V138H15ZM48 139V140H49ZM79 139V138H78ZM81 139V138H80ZM125 139V138H124ZM127 139V138H126ZM134 139V138H133ZM132 139V140H133ZM150 139H151V137H150ZM163 139V138H162ZM161 139V141H163V140H165V138L162 140ZM172 139H173V137H172ZM175 139V138H174ZM173 139V140H174ZM207 139V138H206ZM238 139V138H237ZM236 139V140H237ZM252 139V138H251ZM250 139V140H251ZM3 140V139H2ZM42 140V139H41ZM54 140L56 141L57 140V142H60V135L59 134H57L56 133V131H55V133H54ZM77 140V139H76ZM136 140V139H135ZM142 140V139H141ZM143 140H145V139H143ZM147 140V139H146ZM155 140H158V138L157 139H155ZM171 140V139H170ZM176 140V139H175ZM181 139H179V141L178 142H181L182 140H183V138H182V140L180 141ZM186 140V139H185ZM190 140V139H189ZM205 140V139H204ZM211 140V139H210ZM225 140V139H224ZM227 140H228V138H227ZM226 140V141H227ZM262 140H264V139H262ZM15 141V140H14ZM25 141V140H24ZM30 141V140H29ZM34 142V139L33 140H31V142ZM38 141H39V137H38ZM53 141V140H52ZM51 141V142H52ZM83 141V140H82ZM118 141V140H117ZM124 141V140H123ZM125 141H127V140H125ZM131 141V140H130ZM134 141V140H133ZM139 141V140H138ZM154 141V140H153ZM166 141V140H165ZM177 141V140H176ZM176 141H175V143H176ZM196 141H198L197 139H196ZM203 141V140H202ZM202 141H199V143H200V145H201V142ZM205 141H207V140H205ZM212 141V140H211ZM216 141V143L218 142L217 140H214V141H212V142H215ZM231 141V140H230ZM239 141H240V138H239ZM259 141H261V139H259ZM9 142V141H8ZM37 142V141H36ZM61 142H63V141H61ZM79 142V141H78ZM78 142H76V143H78ZM87 142V141H86ZM107 142V141H106ZM145 142V141H144ZM144 142L142 141V143L144 144ZM147 142V141H146ZM152 142V141H151ZM157 142V141H156ZM160 142V141H159ZM164 142V141H163ZM167 142H168V140H167ZM170 142H172V141H170ZM174 142V141H173ZM178 142H177V144H171V145H175V146H179L180 147V144H178ZM186 142V141H185ZM191 142H193V140L191 141ZM195 142V141H194ZM220 142V141H219ZM224 142V141H223ZM229 142V141H228ZM233 143H234V141H232ZM231 142V143H232ZM237 142V141H236ZM242 142V141H241ZM241 142H237V143H234V144H228L229 146H231V147H228V149H231V154H230V156L231 157H229L228 155V157L227 156H224V158H229V159H227L226 161H225V159H223L222 158V160H224V161H220L219 163H218V166L216 167V166H214V167H216V169L218 170V172H217V175H215V176H212V177H210V178H208V179H203V176H201L202 177V179H201V177H200V179L198 180L197 179V182H196V180L195 179H188L189 181H190V183H192L191 182V180L193 181V182H195L194 184H190V183H188L187 184V186H188V189L187 190H185V191H177V190H173V188H174V185H171V186H173V188L171 189V188H166V186H165V188L164 189H158V190H156V191H147V190H145V191H147V192H151L150 194H140V196H134V197H136L137 199H139V202H140V204H141V207H140V209H141V214L143 215V218H144V216H148V218L150 217V218H152L151 216H156V217H158V215H157V213L158 212H162V218L163 219H161V221H164V222H166L167 224H168V226H166V227H171V228H173V236H174V232L175 231H179V230H181V224L182 225H184L183 224V221L185 220V222L187 221V223H188V227H187V229H185V231L187 230L188 232L190 231V233H192L193 234V237H194V240H190V242H192V241H194L195 243H197L198 245L196 246V248H195V250H193L194 252H192V256H191V263L192 264H235V263H237V261L234 259V256H233V254H231V244H230V242H229V236L228 235H230L231 236V232H229L230 231V228H232V227H244L245 225H244V221H245V218H247L246 219V221L249 219L250 220V215L252 214V215H254L257 211H262V209H264V192H262V193H260L259 191H255V190H249V191H246V192H244L245 191V189L247 190V189H250L247 185H246V187H248V188H245V189H242V190H244V191H237V190H233V189H231V188H233L234 186L236 187V184H237V182H241V177H243V175L241 176V175H238L237 174V172H240L239 171V169H238V171L236 170L237 168H239V167H243L242 169H245L244 167H249L247 164H245L246 166H243V164L241 163L240 165H242V166H240L239 165V163H237L236 162V160H237V156L236 157H234L235 155H238V153H239V151H241V153H242V151L243 150H239L238 151V148H237V144L239 143V145H241V144H243V143H241ZM262 142H264V141H261V143ZM38 143V142H37ZM41 142L39 141V144H40ZM50 143V142H49ZM48 143V144H49ZM101 143V142H100ZM99 143V144H100ZM127 143V142H126ZM135 143V142H134ZM137 143V142H136ZM139 143H140V141H139ZM148 143V142H147ZM146 143V144H147ZM150 143V142H149ZM153 143H155V141L153 142ZM182 143H184L183 141H182ZM208 143H210V142H208ZM224 143H227V142H224ZM230 143V142H229ZM241 143V144H240ZM250 143V142H249ZM257 143H258V141H257ZM260 143V142H259ZM29 144V143H28ZM42 144V143H41ZM128 144V143H127ZM132 144H133V142H132ZM157 144H158V142H157ZM157 144H155V145H157ZM163 144H165V142L163 143ZM168 145L167 146H169V143H167ZM185 144V143H184ZM194 143H192V145H193ZM203 144H205V143H203ZM215 144V143H214ZM220 144H222V143H220ZM262 144H264V143H262ZM32 145H34V144H32ZM47 145V144H46ZM82 145V144H81ZM124 145H125V143H124ZM136 144H134L133 146H135ZM138 146L140 145L141 146V144H137ZM150 145H152V144H150ZM155 145L153 146V147H155ZM159 145V144H158ZM161 145V144H160ZM191 145V143H190V146L189 147H191L192 146ZM196 145V144H195ZM194 145V146H195ZM199 144L197 143V149L199 150V148L200 147H202V146H198ZM227 145V144H226ZM227 145V146H228ZM16 146V145H15ZM28 146V145H27ZM30 146V145H29ZM28 146V147H29ZM36 147L38 146V145H35ZM52 146V145H51ZM55 146V145H54ZM59 146H60V144H59ZM61 146H63V145H61ZM91 146V145H90ZM94 146V145H93ZM109 146V145H108ZM128 146H129V144H128ZM127 146V147H128ZM147 146V145H146ZM166 146V145H165ZM175 146H174V149L176 150V148H175ZM193 146V147H194ZM207 146H209L208 144H207ZM206 146V147H207ZM222 146H224V145H222ZM25 147H26V145H25ZM25 147H23V149L25 148ZM27 147V148H28ZM32 147V146H31ZM49 147V146H48ZM57 147V146H56ZM115 147H117V146H115ZM137 147V146H136ZM157 147H159V146H156L155 148L157 149ZM161 147V146H160ZM159 147V148H160ZM184 147H185V145H184ZM196 147H195V151H196ZM206 147H204L205 149H206ZM210 147H213V149H214V146H210ZM26 148V149H27ZM43 148H47V147H43ZM53 148V147H52ZM51 148V149H52ZM61 148V147H60ZM129 148V147H128ZM139 148V147H138ZM145 148H148V147H145ZM149 148H150V146H149ZM155 148L154 149H152V150H155ZM161 148H163V146L161 147ZM160 148V149H161ZM172 148V147H171ZM170 148V149H171ZM182 147H180V149H181ZM187 148V147H186ZM203 148V149H204ZM227 148V147H226ZM247 148V147H246ZM261 148V147H260ZM19 149V148H18ZM31 149V148H30ZM48 149V148H47ZM47 149H45V150H47ZM92 149V148H91ZM112 149V148H111ZM131 149H133V148H131ZM131 149H130V151H131ZM168 149H169V147H168ZM169 149V150H170ZM173 149V148H172ZM173 149V150H174ZM190 149V148H189ZM201 149V148H200ZM209 149V148H208ZM217 149V148H216ZM215 149V150H216ZM219 149V148H218ZM262 149V148H261ZM16 151H17V148L15 149ZM127 150H129V149H127ZM134 150V149H133ZM139 150V149H138ZM141 150L142 149H140V152L139 153H134L133 152V155L134 154H141ZM150 150V149H149ZM149 150H147L146 149V151H149ZM165 149H163V151H164ZM173 150H171V151H173ZM178 150V149H177ZM177 150L176 151H173V152H177ZM181 150H183V149H181ZM202 150V149H201ZM212 150V149H211ZM250 150V149H249ZM35 151V150H34ZM43 151V150H42ZM49 151H50V149H49ZM81 151V150H80ZM120 151V150H119ZM151 151V150H150ZM161 151H162V149H161ZM179 151V150H178ZM184 151V150H183ZM182 151V152H183ZM190 151V150H189ZM191 151H192V149H191ZM194 151V152H195ZM200 151V150H199ZM205 151V150H204ZM204 151H202V152H204ZM210 151V150H209ZM208 151V152H209ZM214 151V150H213ZM218 151V150H217ZM216 151V152H217ZM237 151H238V153H237ZM252 151V150H251ZM30 152H32V151H30ZM36 152H37V150H36ZM85 152V151H84ZM91 152H92V154L91 155H89V154H87L86 156L84 155V160H80V158H76L77 160L74 162V164L71 166V167H68L67 169L65 168V170H62V171H60V169H59V173H58V176H54L55 178H50L51 179V181H52V179L54 180L55 179V181H53L54 183L53 184H49L48 183V185H49V187L48 186H46L45 188H47L48 187V189L46 190L45 188L40 192L41 193V195L44 197H46V198H49V200L52 202V201H54V200H59V198H57V197H61L60 195L63 193V189L66 187L65 185L68 183V182H70L72 179H76V178H80L81 179V181H82V183L84 184V186L87 188V192H89L90 194H92V192H93V190H94V180H96V182H97V186H99V188H100V190L102 191V193H101V195H99V197L101 196V198H110L111 196H112V198H113V196H114V194H113V189H112V187H111V185H110V182H113V180H112V176H110V179H111V181H109V182H107V183H105L104 184V182L102 181H100V179H99V177L100 176H98L99 175V171L100 172H102V168H105L106 169V167H107V165H109V163H111L113 160H115L116 159V156H115V154L113 153V151H111V150H108V149H103L101 146H99V145H97V148L96 149H92L91 150ZM123 152V151H122ZM122 152H120V153H122ZM143 152H145V151H143ZM155 152V151H154ZM158 152H159V149H158ZM165 152V151H164ZM170 152V151H169ZM180 152V151H179ZM198 152V151H197ZM201 152V151H200ZM206 152V151H205ZM204 152V153H205ZM212 152V151H211ZM228 152H229V150H228ZM17 153V152H16ZM25 153V152H24ZM43 153V152H42ZM47 153V152H46ZM46 153H44V154H46ZM67 153V152H66ZM125 153V152H124ZM123 153V154H124ZM152 153V155L154 154L153 152H151ZM156 153H157V151H156ZM155 153V154H156ZM162 153V152H161ZM166 154H169V153H167V151L165 152ZM184 153H187V151L185 152L184 151ZM189 153H191V152H189ZM192 153H193V151H192ZM210 153V152H209ZM240 153V154H241ZM258 153H260V152H258ZM23 154V153H22ZM82 154H84V153H82ZM122 154V155H123ZM127 154H128V152H127ZM127 154H126V157H127ZM131 154V153H130ZM150 154V153H149ZM163 154V153H162ZM175 155H176V153H174ZM173 154V155H174ZM195 154H196V156L198 155V153H196L195 152ZM206 154H208L207 152H206ZM205 154V155H206ZM217 155H218V153H216ZM219 154H221V153H219ZM227 154H229V153H227ZM239 154V155H240ZM243 154V153H242ZM254 154V153H253ZM261 154V153H260ZM259 154V155H260ZM262 154H264V153H262ZM14 155V154H13ZM33 155V154H32ZM41 155V154H40ZM93 155V156H92ZM160 155V154H159ZM172 155V154H171ZM192 155V154H191ZM191 155H190V158H191ZM199 155H202V154H199ZM208 155H210V154H208ZM216 155V156H217ZM238 155V156H239ZM79 156V155H78ZM88 156H92V158H88ZM125 156V155H124ZM130 156H132V155H130ZM167 156V155H166ZM169 156V155H168ZM177 156H178V154H177ZM177 156H175L176 158H177ZM186 156V155H185ZM194 156V155H193ZM214 156H215V154H214ZM30 157V156H29ZM39 157V156H38ZM37 157V158H38ZM49 157V156H48ZM80 157V156H79ZM153 157H155V156H153ZM163 157V156H162ZM165 157V156H164ZM174 157V156H173ZM172 156H171V158H173ZM211 157V156H210ZM218 157V156H217ZM242 157V156H241ZM246 156H244L243 158H242V161H245V158ZM252 157V156H251ZM255 157V156H254ZM23 158V157H22ZM33 158L34 157H32V160H33ZM40 158V157H39ZM125 158V157H124ZM127 158H130V157H127ZM135 158H138V155H136V157L134 156V158H133V156L130 158L131 159V161H132V159L133 160H137V159H135ZM156 158V157H155ZM166 158V157H165ZM167 158H169V157H167ZM175 158V159H176ZM180 158V157H179ZM196 158V157H195ZM197 158H199L200 159V156L198 157L197 156ZM195 159V160H199V159ZM205 159V157H202V159ZM211 158H213V156L211 157ZM216 158V157H215ZM220 158V157H219ZM239 158V157H238ZM46 159V158H45ZM75 159V158H74ZM73 159V160H74ZM122 158H120V160H121ZM142 159V158H141ZM157 159H158V154H157ZM157 159H154V160H156L157 161ZM181 159H183V158H180V160ZM207 159H209V158H207ZM217 159V158H216ZM39 159H37V160H34L35 161V163H39V161H38ZM63 160V159H62ZM120 160H119V162H120ZM138 160H140V158L138 159ZM153 160V159H152ZM159 160V159H158ZM166 160V159H165ZM168 160V159H167ZM178 160V159H177ZM179 160V161H180ZM194 160V161H195ZM212 160H214V161H216L215 159H212ZM220 160V159H219ZM218 160V161H219ZM248 160H249V158H248ZM37 161V162H36ZM42 161V160H41ZM48 161V160H47ZM47 161L45 162L46 164H48L47 163ZM83 161H84V165H83ZM123 161H124V159H123ZM161 161V163L163 164L164 162H162V160H160ZM160 161H159V164H161L160 163ZM164 161V160H163ZM172 161V160H171ZM193 161V160H192ZM237 161H240V158L237 160ZM250 161H251V159H250ZM18 162H19V160H18ZM122 162V161H121ZM140 162H142V161H140ZM168 162H169V160H168ZM173 162H175L174 160H173ZM172 162V163H173ZM252 162V161H251ZM29 163V162H28ZM27 163V165H29ZM52 163H55V162H52ZM51 163V164H52ZM128 163V162H127ZM195 163V162H194ZM246 163V162H245ZM259 163V162H258ZM262 163H264V158H262ZM46 164H44V165H46ZM56 164V163H55ZM60 164V163H59ZM124 164H126V163H124ZM166 164V163H165ZM164 164V165H165ZM175 164V163H174ZM182 164V163H181ZM188 165H189V163H187ZM201 164V163H200ZM209 164V163H208ZM249 164V163H248ZM256 164V163H255ZM12 165V164H11ZM17 165V164H16ZM32 167H34L33 166V162H32ZM30 165V166H31ZM35 165V164H34ZM41 165H43V163H41ZM65 165V164H64ZM85 165H88V167L86 166V167H84ZM141 165H143V164H141ZM146 165V164H145ZM145 165H144V167H145ZM148 165V164H147ZM176 165H177V163H176ZM183 165V164H182ZM181 165V166H182ZM186 165V164H185ZM188 165H187V168H188ZM195 165H197V163H195ZM209 165H211V164H209ZM213 165H216V163L215 164H213ZM36 166H38L37 164H36ZM35 166V167H36ZM49 166V165H48ZM47 166V167H48ZM57 166V165H56ZM119 166V165H118ZM156 166V167H155ZM159 166V165H158ZM163 165H161V166H159V167H162ZM190 166H191V164H190ZM206 165H203L202 167H205ZM252 166H254V164H252ZM256 167H259L260 168V163L258 164V166L257 165H255ZM40 167V166H39ZM141 167V166H140ZM144 167H142V168H144ZM147 167V166H146ZM145 167V168H146ZM150 167V166H149ZM154 167L155 168H157V165H154ZM163 167H166V166H163ZM192 167V166H191ZM190 167V168H191ZM206 167H208V166H206ZM211 167H212V165H211ZM261 167H264V166H261ZM0 168H1V166H0ZM3 168H5V167H3ZM42 168H44V167H42ZM46 168V167H45ZM44 168V169H45ZM54 168V167H53ZM119 168H121V167H119ZM139 167L137 166V169H138ZM144 168V169H145ZM169 168V167H168ZM174 168V167H173ZM172 168V169H173ZM179 168V167H178ZM185 168H186V166H185ZM190 168H188L189 170H190ZM197 168H198V170L200 171V168H201V166L200 167H198V165H197ZM26 169V168H25ZM37 169H38V167H37ZM105 169H103V170H105ZM124 169H126V168H124ZM130 169H132V168H130ZM148 169V168H147ZM151 169V168H150ZM149 169V170H150ZM152 169H154V168H152ZM165 169V168H164ZM192 169V168H191ZM203 169H205V168H203ZM202 169V170H203ZM206 169H208V168H206ZM241 169V168H240ZM3 170V169H2ZM32 170V169H31ZM40 170V169H39ZM42 171H43V169H41ZM55 170V169H54ZM114 170V169H113ZM135 170V169H134ZM157 169H155V171H156ZM180 170V169H179ZM188 170V171H189ZM195 170V169H194ZM201 170V171H202ZM210 170H212L211 168H210ZM214 170H215V168H214ZM214 170H212V171H214ZM216 170V171H217ZM226 170H228V171H232V173H236V174H231L230 175V177L228 178V179H226L225 177L227 176L226 174ZM254 170H256V172H260V170H262V169H258L259 171H257V168L255 169V167H254ZM254 170L252 171V175H256L257 173L256 172H254ZM5 171V170H4ZM7 171V174H8V172H9V170H6ZM34 171H35V168H34ZM48 171V169L46 170V172ZM49 171L50 172H48L49 174L51 173V171H52V169L50 168L49 169ZM57 171V170H56ZM130 171V170H129ZM132 171V170H131ZM136 171V170H135ZM134 171V172H135ZM138 171H139V169H138ZM143 170L141 169V172H142ZM146 171V170H145ZM155 171L153 170V172L155 173ZM166 171V170H165ZM169 171H170V169H169ZM181 171V170H180ZM192 171H193V169H192ZM198 171V172H199ZM205 171V170H204ZM216 171H214V172H216ZM245 171H246V169H245ZM250 171V170H249ZM45 172V173H46ZM124 172V171H123ZM140 172V171H139ZM144 172V171H143ZM150 173L152 172V171H149ZM171 173H172V171H170ZM176 172V171H175ZM183 172V171H182ZM191 172V171H190ZM225 172V173H224ZM244 171H242V173H243ZM1 173V172H0ZM2 173H4L5 174V172H2ZM19 172H17V174H18ZM38 173V172H37ZM52 173H53V171H52ZM61 173V174H60ZM159 173H161V172H159ZM178 173V172H177ZM177 173H175V174H177ZM186 173H187V171H186ZM225 174V176H224V174ZM245 173V172H244ZM253 173H255V174H253ZM262 173V172H261ZM23 174V173H22ZM38 174H40V173H38ZM44 174V173H43ZM48 174V175H49ZM126 174V173H125ZM130 174V173H129ZM172 174H174V173H172ZM192 174H193V172H192ZM201 174H203V171H202V173ZM212 174V173H211ZM216 174V173H215ZM246 175H249V174H247V173H245ZM6 175V174H5ZM24 175V174H23ZM41 175V174H40ZM39 175V176H40ZM45 175H47V173L45 174ZM43 176V177H46V176ZM47 175V176H48ZM55 175V174H54ZM162 175V176H161ZM161 175L159 176L158 175V177H163L164 176V174H162L161 173ZM205 175H206V172H205ZM245 175V176H246ZM262 174H260V173H258V176L257 177H260V179L261 178H264V175H262ZM10 176V175H9ZM50 176V175H49ZM103 176V175H102ZM101 176V177H102ZM106 176V175H105ZM145 176V175H144ZM147 176V175H146ZM165 176H166V174H165ZM168 177H169V175H167ZM172 176H174V175H172ZM171 176V178H173L174 179V177H172ZM177 176H178V174H177ZM193 177H194V175H192ZM192 176H191V178H192ZM198 176V175H197ZM210 176V175H209ZM1 177V176H0ZM6 177H7V175H6ZM6 177H4L5 178V180H6ZM16 177V176H15ZM36 177V176H35ZM100 177V178H101ZM157 177V176H156ZM155 177V178H156ZM188 177V176H187ZM250 177H256V176H250ZM248 178V179H251V178ZM256 177V178H257ZM2 178H3V176H2ZM3 178V179H4ZM39 178V177H38ZM47 178V177H46ZM72 178V179H71ZM128 178H130V177H128ZM127 178V179H128ZM144 178V177H143ZM151 178H152V176H151ZM161 178H160V181H161ZM183 178V177H182ZM26 179V178H25ZM29 179V178H28ZM49 179V178H48ZM102 179H104L103 177H102ZM101 179V180H102ZM109 179V178H108ZM107 179V180H108ZM146 179H148V178H146ZM165 179V181H166V178H164ZM168 179V178H167ZM175 179H176V177H175ZM178 179V178H177ZM253 180L255 179V178H252ZM251 179V180H252ZM259 179V178H258ZM4 180V181H5ZM7 180H9V178H7ZM7 180H6V183H7ZM31 180V179H30ZM41 180V179H40ZM125 180V179H124ZM129 180H133V179H128V182H129ZM138 180V179H137ZM170 180V179H169ZM180 180V179H179ZM182 180V179H181ZM187 180V179H186ZM195 180V181H194ZM247 181L246 180V178H244L243 179V182H245V181ZM251 180H249V181H251ZM252 180V181H253ZM262 180H264V179H261V181ZM24 181V180H23ZM29 181V180H28ZM43 181V180H42ZM130 181V182H131ZM140 181V180H139ZM143 181H146L145 179L143 180ZM153 182H154V180H152ZM151 181V182H152ZM164 181V180H163ZM177 181V180H176ZM175 181V182H176ZM185 180L183 179V181L181 182V181H179V183L181 182V183H183ZM260 181V182H261ZM2 182V181H1ZM0 182V183H1ZM17 182V181H16ZM15 182V183H16ZM46 182V181H45ZM92 182H94L93 184H92ZM125 182V181H124ZM169 182L170 181H168V185H169ZM173 182V181H172ZM186 182V181H185ZM260 182H259V186H260ZM262 182H264V181H262ZM2 183H4V182H2ZM26 183V182H25ZM24 183V184H25ZM36 183V182H35ZM41 183H43V182H41ZM73 183V182H72ZM103 183V184H102ZM163 183H165V182H163ZM163 183H161V184H163ZM248 184H250L251 182H247ZM246 183V184H247ZM256 183H258V182H256ZM255 183V185H257V186H255L254 187V184L252 183V186H251V184H250V187H252V189H254V188H256V187H258V184H256ZM23 184V183H22ZM31 181L28 183V185L31 187ZM45 185H47V183H44ZM126 184V183H125ZM152 184V183H151ZM159 184V183H158ZM161 184H159V185H161ZM166 184V183H165ZM185 184V183H184ZM190 184V185H189ZM241 184V183H240ZM240 184L238 183V185H239V187H238V185H237V188H241L242 186H244L243 184L240 186ZM26 185H27V183H26ZM26 185H25V187H26ZM37 185V184H36ZM41 185V184H40ZM70 185H71V182H70ZM74 185V184H73ZM128 185V184H127ZM159 185H157V186H159ZM262 185H264V184H261V186ZM24 186V185H23ZM52 186V187H51ZM152 186V185H151ZM154 186V185H153ZM182 186V185H181ZM260 186V188H262V187H264V186H262L261 187ZM25 187H23V188H25ZM29 187V188H30ZM80 188H81V186H79ZM78 187V188H79ZM155 187H156V185H155ZM167 187H170V186H167ZM234 187V188H235ZM3 188V187H2ZM1 188V189H2ZM4 188H6L5 187V183H4ZM27 188V187H26ZM29 188H27V189H29ZM80 188H79V191H80ZM161 188V187H160ZM177 188V187H176ZM236 188V189H237ZM6 189H8V187L6 188ZM26 189V190H27ZM39 189V188H38ZM152 189H154V188H152ZM156 189V188H155ZM186 189V188H185ZM66 190V189H65ZM83 190V189H82ZM149 190H151V189H149ZM6 191V190H5ZM24 191H25V189H24ZM29 191V190H28ZM27 191V192H28ZM40 191V190H39ZM65 192V191H64ZM69 192V191H68ZM75 192V191H74ZM83 192H84V190H83ZM86 192V193H87ZM8 193V192H7ZM24 193V192H23ZM85 193V194H86ZM88 193V194H89ZM94 193H95V190H94ZM112 193V194H111ZM65 194V193H64ZM68 194V193H67ZM76 194V193H75ZM89 194V195H90ZM40 195V194H39ZM50 195H52V196H50ZM149 195H151V196H149ZM32 196V195H31ZM57 196V197H56ZM67 196V195H66ZM78 196H80V195H78ZM92 197H93V195H91ZM97 196V195H96ZM105 196V197H104ZM106 196H108V197H106ZM110 196V197H109ZM131 196V195H130ZM2 197V196H1ZM45 197H44V199H45ZM62 197H63V194H62ZM64 197H65V195H64ZM84 197V196H83ZM83 197H81V199L83 198ZM115 197V196H114ZM119 197V196H118ZM117 197V200L119 199ZM133 197V198H134ZM6 198V197H5ZM86 198V197H85ZM112 198H110V199H112ZM121 198V197H120ZM124 198V197H123ZM122 198V199H123ZM126 198V197H125ZM63 199V198H62ZM66 199V198H65ZM95 199H96V197H95ZM102 199V200H103ZM109 199V200H110ZM115 200H116V197L114 198ZM135 199V198H134ZM29 200H31V199H29ZM38 200V199H37ZM37 200H35V201H37ZM41 200V199H40ZM39 200V201H40ZM46 200H48V199H46ZM46 200L44 201V202H46ZM64 200V199H63ZM67 200V199H66ZM69 200V199H68ZM83 200V199H82ZM99 200V199H98ZM101 200V199H100ZM108 200V199H107ZM121 200V199H120ZM124 200V199H123ZM132 201H133V199H131ZM136 200V199H135ZM11 201V200H10ZM16 201V200H15ZM25 202H27V199L26 200H24ZM33 201V200H32ZM43 201H42V203L41 204H43ZM61 201V200H60ZM74 201L76 202V200L74 199ZM106 201V200H105ZM111 201V200H110ZM122 201V200H121ZM13 202V201H12ZM20 202V201H19ZM29 202H31V201H29ZM69 202H70V200H69ZM74 202V203H75ZM79 202V201H78ZM81 202V201H80ZM83 202V201H82ZM103 202H104V200H103ZM114 203H115V201H113ZM120 202V201H119ZM119 202H116V203H118V207H119ZM137 202V201H136ZM21 203V202H20ZM34 203V202H33ZM47 203V202H46ZM65 203H67V206L68 205H70V204H68V202H65ZM111 203V205H112V201L110 202ZM115 203V205H117ZM121 203H123V202H120V204ZM10 204V203H9ZM15 204H18V201H16L15 202ZM36 204V203H35ZM58 204V206H60L59 204L60 203H57ZM56 204V205H57ZM62 204V203H61ZM3 204H1L0 206H2ZM4 205H5V203H4ZM4 205H3V207H4ZM19 205V204H18ZM22 205H23V203H22ZM48 203L46 204V208H48ZM65 205V204H64ZM73 205V204H72ZM79 205H81V204H79ZM83 205H84V203H83ZM87 205V204H86ZM89 205V204H88ZM102 205H104V204H102ZM114 205V204H113ZM113 206V207H116V206ZM130 205V204H129ZM132 205H134L133 204V202H132ZM136 205V204H135ZM134 205V206H135ZM15 206V205H14ZM14 206L12 205V207L14 208ZM110 206V205H109ZM139 206V205H138ZM138 206H137V208H138ZM17 207H19V206H17ZM22 207V206H21ZM32 207V206H31ZM40 206L38 205V207L37 208H39ZM43 207V206H42ZM75 207V206H74ZM87 207V206H86ZM90 207H94V206H90ZM106 207H108V206H106ZM112 207V206H111ZM132 207V206H131ZM16 208V207H15ZM27 208V207H26ZM28 208H30V207H28ZM36 208V207H35ZM34 208V209H35ZM36 208V209H37ZM44 208H45V205H44ZM44 208H42L43 210H44ZM45 208V209H46ZM57 208V207H56ZM60 208V207H59ZM59 208H57V212H58V209ZM66 208V207H65ZM69 208V207H68ZM71 208V207H70ZM70 208H69V210H70ZM101 208V207H100ZM99 208V206H98V209H100ZM117 208V207H116ZM130 208V207H129ZM128 208V209H129ZM184 209V211H185V215H184V217L185 218H183V220L182 221H180V220H178V218L179 217H177L176 216V212L177 211H180V209ZM1 209H3L2 207H1ZM33 208H31V210L33 211L34 210ZM42 209H37V210H41L40 212L42 213ZM49 209V208H48ZM61 209V208H60ZM73 210H76V209H74V208H72ZM85 209V208H84ZM93 209H95V208H93ZM97 209V210H98ZM111 208H108V210H110ZM133 209V207L131 208V210ZM136 209V208H135ZM4 210H5V208H4ZM10 210H14V209H10ZM9 210V211H10ZM19 210V209H18ZM24 210H25V208H24ZM27 210V209H26ZM69 210H67V211H69ZM103 210V209H102ZM114 210V209H113ZM126 210V209H125ZM131 210H129L130 211V213H131ZM138 210H139V208H138ZM137 210V211H138ZM16 211V210H15ZM14 211V216L16 215L15 213L16 212H18V211H16L15 212ZM28 211H29V209H28ZM48 211V210H47ZM46 211V212H47ZM50 211H52V209L50 210L49 209V212ZM94 211V210H93ZM92 211V212H93ZM96 211V210H95ZM104 211V210H103ZM106 211V210H105ZM118 211V210H117ZM128 211V212H129ZM136 211V212H137ZM140 211V210H139ZM138 211V212H139ZM3 212V211H2ZM44 212H45V210H44ZM43 212V213H44ZM53 212V211H52ZM89 212V211H88ZM88 212H87V215H88ZM99 212V211H98ZM101 212V211H100ZM119 213H120V211H118ZM125 212V211H124ZM136 212H133V213H136ZM181 212H183V211H181ZM13 213V212H12ZM20 212H18V214H19ZM31 213H37V211L35 210V212H31ZM39 213V212H38ZM54 213V212H53ZM62 213H64V211H62ZM68 213H70V211L68 212ZM75 213V212H74ZM184 213V212H183ZM262 213H264V212H262ZM17 214V215H18ZM48 213H46V215H47ZM106 214V213H105ZM108 214V213H107ZM113 215L112 216H114L115 215V217H116V215L118 214H116V213H112ZM122 214V213H121ZM124 214V213H123ZM122 214V215H123ZM136 214H138V213H136ZM136 214H134V215H136ZM139 215L138 214V216L140 217V216H142V215ZM257 214V213H256ZM20 215V214H19ZM25 215V214H24ZM33 215V214H32ZM43 215V214H42ZM41 215V216H42ZM64 215V214H63ZM65 215H67V213L65 214ZM65 215H64V217H65ZM91 215H93V214H91ZM98 214H96V216H97ZM103 215V214H102ZM110 215V214H109ZM120 215V214H119ZM128 215V214H127ZM183 215V214H182ZM11 216H13V215H11ZM49 216V215H48ZM47 216V217H48ZM52 216V215H51ZM55 216V215H54ZM60 216V215H59ZM98 216H100V215H98ZM97 216V217H98ZM125 216V215H124ZM137 216V215H136ZM246 216H249V217H246ZM20 217H22L21 215H20ZM46 217V216H45ZM67 217V216H66ZM92 217H94V215L92 216ZM91 217V218H92ZM96 217V218H97ZM106 217H109V216H106ZM105 217V218H106ZM119 217V216H118ZM123 217V216H122ZM129 217V216H128ZM128 217H125V218H128ZM260 217V216H259ZM258 217V218H259ZM31 218V217H30ZM39 218V217H38ZM49 218V217H48ZM51 218V217H50ZM56 218H57V222H58V216H56ZM55 218V219H56ZM86 218V217H85ZM103 218V217H102ZM146 218V217H145ZM149 218V219H150ZM255 218H256V216H255ZM260 218H264V217H260ZM259 218V220H258V222L260 221V220H262L261 222H264V219H260ZM5 219V218H4ZM15 219L18 221V219L15 217ZM41 219H42V217H41ZM47 219V218H46ZM54 219V218H53ZM52 219V220H53ZM140 219H141V217H140ZM10 220V219H9ZM22 220H23V218H22ZM30 220V219H29ZM35 220V219H34ZM38 220H40V219H38ZM37 220V221H38ZM49 220V219H48ZM60 220V219H59ZM84 219H82V221H83ZM98 220H99V218H98ZM110 220V219H109ZM108 220V221H109ZM113 220V219H112ZM112 220H110V223L108 222H106V223H103L102 225H101V227H102V231H101V233L99 234H97V232L95 233V234H97V235H99V236H101L100 238H102V242H101V244H102V246L108 251V252H110L111 254L113 253L114 255L116 254V253H114V251H115V249H114V246H113V243H114V241H117L118 239H120L122 236H123V234H124V232H122V229L124 230V228H128V226H129V228L131 227L130 226V224H133V222L131 223V220H129L128 221V225H126L127 227H123V225H119V224H116V223H113V224H111V222H112ZM115 220V219H114ZM123 220V222H124V219H122ZM138 220H139V218H138ZM142 220V219H141ZM159 220V219H158ZM257 220V219H256ZM13 222H14V219L12 220ZM17 221H15V222H17ZM25 221H28L27 219H25ZM32 221V220H31ZM36 221V220H35ZM53 221H55V220H53ZM64 221V220H63ZM106 221V220H105ZM126 221V220H125ZM133 221V220H132ZM152 221V220H151ZM151 221H150V223H151ZM155 221H157V219H155ZM160 221V222H161ZM180 221V222H179ZM253 221H255L254 219H252V223L251 224H253ZM11 222V221H10ZM9 222V223H10ZM13 222H12V224H13ZM14 222V224H16ZM41 222V221H40ZM52 222V221H51ZM85 222V221H84ZM90 222V221H89ZM95 222V221H94ZM93 222V223H94ZM114 222V221H113ZM122 221H121V219H120V223H121ZM154 222V221H153ZM5 223L6 224H9V223H7L6 221H5ZM58 223H60V222H58ZM63 223V222H62ZM87 223V222H86ZM86 223H85V225H86ZM130 223V224H129ZM134 223H135V221H134ZM162 223V222H161ZM186 223V224H187ZM12 225V227L14 226L15 228H21L22 227V224L19 222V224H16V225ZM24 224V223H23ZM32 224V223H31ZM31 224H29V225H31ZM34 224H35V222H34ZM39 224V223H38ZM42 224V223H41ZM66 224V223H65ZM81 225H83L84 223H80ZM136 224V223H135ZM146 224V223H145ZM152 224V223H151ZM151 224L149 225L148 223H147V226L149 225L151 228L153 227V225L151 226ZM246 224V223H245ZM250 224V225H251ZM1 225H3V224H1ZM60 225H62V224H60ZM79 225V224H78ZM77 225V226H78ZM80 225V226H81ZM99 225V224H98ZM134 225V224H133ZM140 226H144V225H142V223L141 224H139ZM139 225H138V227H139ZM247 225V224H246ZM250 225H249V222H248V226L250 227ZM4 227V230H5V225H3ZM11 225H9V227H10ZM36 226H38L37 225V223H36ZM36 226H34V227H36ZM96 226V225H95ZM94 224H87L86 225V229H84V230H87V228H88V230L91 228V230L93 229L94 230ZM121 226L123 227L122 229H121ZM155 226V225H154ZM257 226V225H256ZM259 226V225H258ZM261 226V225H260ZM10 228L11 230H13V229H15V228ZM27 226H23L22 227V229L24 228H26ZM65 227V226H64ZM99 227V226H98ZM97 227V228H98ZM158 226H155V230H156V233H158L159 232V230L160 229H158L157 228ZM184 228L186 227V226H183ZM248 227V228H249ZM252 228L251 229H253L254 227H253V225L251 226ZM29 228H30V226H29ZM46 228V227H45ZM44 228V229H45ZM77 228V227H76ZM184 228H182V229H184ZM245 228V227H244ZM247 228V229H248ZM1 229V228H0ZM8 229V231L9 232H11V230H9V228H7ZM6 229V230H7ZM30 229H32L31 231H35V229H33V227L32 228H30ZM30 229H28L29 230V232H30ZM47 229H48V226H47ZM46 229V230H47ZM64 229V228H63ZM66 229H67V227H66ZM83 229V228H82ZM81 229V230H82ZM134 230V226H132V228H130V230ZM138 229V228H137ZM139 229H140V227H139ZM142 227H141V231H142ZM163 229V228H162ZM233 230H234V228H232ZM255 229V228H254ZM257 229V228H256ZM16 230V229H15ZM42 229H40V231H39V233L41 232V234L39 235V239H40V237H41V241L42 242H40V244L42 243V245L41 246H39V247H37V246H35L34 244H30L31 243V241H30V243L28 242L27 244H25L24 242L28 239L27 237H29L28 235H29V233L27 234V237H25L26 238V240L24 241V242H22L20 245H19V247L17 246V249L15 250V252H14V248H13V251H12V253H13V259H11L12 261H13V264H47V260H45V258L43 257V255L44 254H47V253H45V251L47 250V249H44L45 247H47V243H49V241L47 242L46 240V235H42L43 234V232L41 231ZM49 230V229H48ZM80 230V231H81ZM100 230V229H99ZM133 230L131 231V233L133 232ZM135 230H136V228H135ZM144 230V229H143ZM146 230V232H147V228L145 229ZM152 230H154V229H152ZM232 230V232L234 233V232H236L237 233V230L236 231H233ZM239 230V229H238ZM250 230V229H249ZM248 230V231H249ZM18 231H20V230H18ZM22 231V230H21ZM36 231H37V229H36ZM35 231V232H36ZM38 231H37V233H38ZM64 231V230H63ZM77 231V230H76ZM96 231V230H95ZM149 231H150V229H149ZM160 231H162V230H160ZM164 231V230H163ZM162 231V232H163ZM172 231V230H171ZM171 231H167V232H171ZM243 231V230H242ZM241 231V232H242ZM253 231H255V230H253ZM1 232V231H0ZM13 232H14V230H13ZM50 232V231H49ZM84 232V231H83ZM82 232V233H83ZM138 232H139V230H138ZM151 232V231H150ZM155 232V231H154ZM188 232H186V233H188ZM243 232H247L246 230H244ZM262 232H264V231H262ZM62 233V232H61ZM71 233V232H70ZM91 233V232H90ZM140 233V232H139ZM152 233V232H151ZM164 233V232H163ZM185 233V232H184ZM230 233V234H229ZM238 233H240V232H238ZM2 234H5V233H2ZM2 234H0V236L2 235ZM6 234H7V232H6ZM11 234V233H10ZM15 234V233H14ZM13 234V235H14ZM18 234H20L21 235V233H19L18 232ZM33 235L35 234V235H37L36 233H32ZM69 234V233H68ZM84 234H86V233H84ZM125 234H127V233H125ZM136 234V233H135ZM134 234V235H135ZM191 234V235H192ZM247 234V233H246ZM9 235V234H8ZM12 235V236H13ZM22 235H23V233H22ZM42 235V236H41ZM97 235H96V237H97ZM140 235H142V234H140ZM155 235V234H154ZM171 234H170V236H169V238H168V235H167V233H165V235L163 234L162 236H163V238H164V236L165 237H167V239H170V237L172 236ZM244 235V234H243ZM249 235H250V232H249ZM256 235H258V233L257 234H255V236ZM12 236H11V239H12ZM15 236H17L18 237V235L16 234ZM14 236V237H15ZM25 236H26V233H25ZM57 236V235H56ZM63 236V235H62ZM71 236V235H70ZM73 236V235H72ZM75 236H76V234H75ZM83 236H85V235H83ZM130 236V235H129ZM147 236V235H146ZM145 236V237H146ZM161 236V235H160ZM159 236V233H158V237H160ZM177 236H180L179 234L177 235ZM189 236V235H188ZM233 236V235H232ZM240 236V235H239ZM247 237H249L248 236V234L246 235ZM254 236V237H255ZM7 237V236H6ZM30 237H32L31 236V233H30ZM29 237V238H30ZM34 237V236H33ZM88 237V236H87ZM86 237V238H87ZM127 237H128V234H127ZM138 237V236H137ZM190 237V236H189ZM208 237V238H207ZM16 238V237H15ZM35 238H37V236H35L34 237V239ZM98 239H99V237H97ZM140 238V241L139 242H141V243H139L140 245L141 244H144L142 241H141V237H139ZM147 238V237H146ZM146 238H144V239H146ZM184 238V237H183ZM181 239L182 241L184 240V239H186V238H184V239ZM251 238V237H250ZM252 238H253V236H252ZM38 239V240H39ZM73 238H71V240H72ZM84 239V241L86 242V240L87 239H85V238H83ZM89 239V238H88ZM92 239V238H91ZM131 239V238H130ZM137 238L135 237V240H136ZM143 239V240H144ZM149 239V238H148ZM147 239V241H145V244H146V242H149V240ZM176 239V238H175ZM178 239V238H177ZM179 239H180V237H179ZM179 239L177 240L178 241V243L180 242L179 241ZM188 239V238H187ZM245 239H247V238H245ZM249 239V238H248ZM69 240V239H68ZM71 240H69L70 242H71ZM76 239L74 238V241H75ZM100 240V239H99ZM133 240H134V238H133ZM139 240V239H138ZM189 240V239H188ZM236 240H237V238H236ZM55 241V240H54ZM69 241H67V242H69ZM74 241H72L73 243H74ZM83 241V240H82ZM89 241H91V240H88L87 242H86V244L89 242ZM131 241V240H130ZM171 241V240H170ZM175 241V240H174ZM186 241V240H185ZM233 241V240H232ZM250 242H251V240H249ZM260 241V240H259ZM259 241L257 242V240H256V243H259ZM8 242H9V240H8ZM21 242V241H20ZM27 242V241H26ZM66 242V243H67ZM71 242V243H72ZM75 242H78V240L77 241H75ZM93 242V241H92ZM126 242V241H125ZM151 242V241H150ZM149 242V243H150ZM152 242H154V241H152ZM164 241H162V239H160V238H158L155 242H154V244L152 243V245H155L157 248H159V249H161V250H166V244L165 243H163ZM206 242H209V244H210V242H212L211 244H214L215 245V251L214 250H212V251H214V252H210V251H207V250H205V249H207V248H202L201 246H203L202 244H204V243H206ZM237 242V241H236ZM245 242V241H244ZM33 243V242H32ZM84 243V242H83ZM98 243V242H97ZM96 243V244H97ZM115 243H117V242H115ZM114 243V244H115ZM119 243V242H118ZM117 243V244H118ZM127 243H128V241H127ZM131 243V242H130ZM173 243V242H172ZM233 243H234V241H233ZM240 243V242H239ZM239 243L237 244V245H239ZM19 243H17V244H15V245H18ZM47 244V245H46ZM69 243H67V245H68ZM75 244V243H74ZM77 244H80V243H77ZM93 244V243H92ZM100 244V241H99V243L97 244V245H101ZM120 244V243H119ZM118 244V245H119ZM171 244V242H169V245ZM177 244V243H176ZM181 244H182V242H181ZM208 244V243H207ZM210 244V246H213V245H211ZM235 244V243H234ZM244 244H246V243H244ZM7 245V244H6ZM10 245V244H9ZM13 245V244H12ZM46 245V246H45ZM54 245V243L51 245V247ZM76 245V244H75ZM74 245V246H75ZM132 245V244H131ZM136 245V244H135ZM134 245V246H135ZM152 245H150L151 246V250L153 251L154 249H152ZM174 245V244H173ZM190 245V244H189ZM194 245V244H193ZM193 245H190V246H192L193 247ZM261 245V244H260ZM2 246V245H1ZM49 246V245H48ZM73 246V245H72ZM89 246V245H88ZM146 246V245H145ZM150 246L148 245V247L150 248ZM186 246V245H185ZM205 246V245H204ZM234 246V245H233ZM247 246H248V244H247ZM252 246V245H251ZM250 245H249V247H251ZM257 246V245H256ZM3 247V246H2ZM9 247H11V246H9ZM13 247V246H12ZM78 247V246H77ZM94 247H96V246H94ZM140 247V246H139ZM147 247V246H146ZM147 247V248H148ZM180 247V246H179ZM183 247H184V245H183ZM254 247V246H253ZM258 247V246H257ZM261 247H262V245H261ZM76 248V247H75ZM80 248H82L81 247V244H80ZM98 249H99V247H97ZM136 248H137V246H136ZM173 248H174V246H173ZM226 248H228V249H226ZM231 248V249H230ZM239 248H240V245H239ZM262 248H264V247H262ZM262 248H260V246L258 247V248H256L257 249V252H264V250H262ZM49 249V248H48ZM53 249V248H52ZM73 249H74V247H73ZM83 249V248H82ZM98 249H96V250H98ZM101 247H100V251H101ZM142 249V248H141ZM168 250L170 249V248H167ZM247 249V248H246ZM249 249V248H248ZM254 249V248H253ZM2 250V249H1ZM12 250V249H11ZM45 250V251H44ZM72 250V249H71ZM86 250V249H85ZM89 250V249H88ZM103 250V249H102ZM106 250H103V252H106ZM118 250V249H117ZM126 252H127V250L126 249H124ZM150 250V251H151ZM158 250V249H157ZM168 250H166V252L168 251ZM174 250H176V251H178L179 250V248L178 249H174ZM191 250V249H190ZM249 250H251V249H249ZM5 251V250H4ZM49 251V250H48ZM52 251V250H51ZM50 251V252H51ZM67 251V250H66ZM73 252H75V251H77V250H72ZM82 251V250H81ZM99 251V250H98ZM99 251V252H100ZM118 251H120V250H118ZM144 251H146V249H144ZM143 251V249H142V252H144ZM148 251H149V249H148ZM159 251V250H158ZM170 251V250H169ZM180 251V250H179ZM182 251V250H181ZM248 251V250H247ZM246 251V252H247ZM7 252V251H6ZM70 252V254H71V251H69ZM102 252V251H101ZM116 252V251H115ZM134 251L132 250V254H134V255H138L139 253H138V251H137V253L135 254V253H133ZM155 252H157L156 250H154V253ZM160 252V251H159ZM158 252V253H159ZM165 252V253H166ZM175 252V251H174ZM245 251H244V254L246 253ZM256 252V251H255ZM44 253V254H43ZM62 253V255H63V252H61ZM79 253V252H78ZM81 253H84V252H81ZM130 253V252H129ZM168 253V252H167ZM197 253H199V255H198V257H196L195 255L197 254ZM243 253V252H242ZM10 254H11V252H10ZM69 254V255H70ZM104 254V253H103ZM106 254V253H105ZM118 254H119V252H118ZM117 254V255H118ZM120 254H121V252H120ZM125 254V253H124ZM124 254H121V255H123V256H125ZM131 254V253H130ZM146 254V253H145ZM172 253L170 252V255H171ZM177 254H179L178 252H177ZM176 254V255H177ZM183 254H185V253H183ZM189 254H191V253H189ZM241 254V253H240ZM249 254V253H248ZM258 254V253H257ZM66 255H68V254H66ZM65 254H64V256H63V258H65V256H66ZM72 255H74V254H72ZM76 256H74V257H80V255L78 254V256H77V253L75 254ZM84 255V254H83ZM108 255V254H107ZM107 255H105V256H107ZM120 255V256H121ZM129 255V254H128ZM141 255V254H140ZM152 255V254H151ZM161 255V254H160ZM165 255H167V254H165ZM242 255V254H241ZM262 256H264V253H262L261 254ZM1 256V255H0ZM52 257H53V255H51ZM97 256V255H96ZM119 256V255H118ZM122 256V257H123ZM186 256V255H185ZM184 256V257H185ZM247 256V255H246ZM10 257V256H9ZM48 257V256H47ZM93 257V256H92ZM108 257H109V255H108ZM111 257V256H110ZM126 257H128L129 258V256H126ZM137 257V256H136ZM151 257V256H150ZM156 257V256H155ZM166 257V256H165ZM169 257V256H168ZM168 257H167V260H168ZM179 257V256H178ZM187 257V256H186ZM250 258L249 259H247V263H251V264H264V258H260L259 257V255H253L252 257H251V255L249 256ZM3 258V257H2ZM1 258V259H2ZM6 258H8V257H6ZM72 258H73V256H72ZM71 258V259H72ZM82 258V257H81ZM86 258H88V257H86ZM124 258V257H123ZM137 258H139V257H137ZM147 260L149 259V258H147V257H145ZM164 258V257H163ZM175 258V257H174ZM248 258V257H247ZM4 259H5V257H4ZM51 259V258H50ZM53 259H55V258H53ZM71 259L69 258H67V260H66V258L64 259V261H70L71 262ZM77 259H79V258H77ZM90 259V260H89ZM96 259V258H95ZM125 259H127V258H125ZM151 259V258H150ZM150 259H149V261H150ZM156 259V258H155ZM162 259V258H161ZM179 259H180V257H179ZM184 259V258H183ZM237 259V258H236ZM56 260V259H55ZM55 260L54 261H51V263L53 262V264L54 263H56L55 262ZM62 260V259H61ZM73 261H74V259H72ZM83 260H85L84 259V256H83V259L81 260L82 261V263H85V262H87L86 260H85V262L83 261ZM87 260H89V261H91V258L89 257ZM97 260V259H96ZM114 260V259H113ZM137 259H135V261H136ZM142 260H144L143 258H142ZM171 260V259H170ZM174 260V259H173ZM181 260V259H180ZM184 260H186V259H184ZM249 260H251V261H249ZM7 261V260H6ZM15 261V262H14ZM63 261V260H62ZM81 261L79 262V261H76L77 263L79 262V263H81ZM107 261H108V259H107ZM109 261H110V259H109ZM169 261V260H168ZM167 261V262H168ZM236 261V262H235ZM241 261V260H240ZM249 261V262H248ZM1 262V264H6V262L5 263H3L2 261H0ZM75 262V261H74ZM74 262H72L71 264H73ZM76 262H75V264H76ZM92 262V261H91ZM95 262V263H94ZM93 263L94 264H106V263H101V262H96V261H94ZM115 262V261H114ZM160 262H161V260H160ZM174 262V261H173ZM178 262H181V261H178ZM242 262V261H241ZM244 262V261H243ZM59 263V262H58ZM61 263V262H60ZM81 263V264H82ZM112 263V262H111ZM136 263V262H135ZM155 263V262H154ZM159 263V262H158ZM171 263V262H170ZM182 263V262H181ZM188 263V262H187ZM9 264V263H8ZM65 264V263H64ZM68 264H70V263H68ZM86 264V263H85ZM91 264V263H90ZM113 264V263H112ZM146 264V263H145ZM174 264V263H173ZM176 264V263H175ZM178 264V263H177ZM189 264V263H188ZM246 264V263H245Z\"/></svg>",
    "mask_w": 264,
    "mask_h": 264
},
{
    "label": "crops",
    "instance_id": "crops-1",
    "mask_svg": "<svg viewBox=\"0 0 264 264\" xmlns=\"http://www.w3.org/2000/svg\"><path fill=\"white\" fill-rule=\"evenodd\" d=\"M255 15H256V14H255ZM254 18H255V17H254ZM251 26H252V23H251ZM251 26H250V27H251ZM250 27H249V29H248V34H249V32H250L249 30H251ZM243 39H245V38H243ZM240 42H241V41H240Z\"/></svg>",
    "mask_w": 264,
    "mask_h": 264
}]
</instances>
